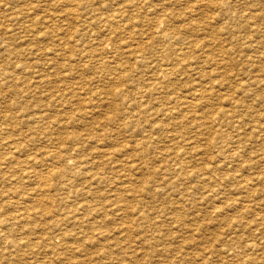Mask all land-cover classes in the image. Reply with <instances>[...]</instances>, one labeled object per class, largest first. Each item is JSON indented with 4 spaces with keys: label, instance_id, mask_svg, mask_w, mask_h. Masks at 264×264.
<instances>
[{
    "label": "rangeland",
    "instance_id": "obj_1",
    "mask_svg": "<svg viewBox=\"0 0 264 264\" xmlns=\"http://www.w3.org/2000/svg\"><path fill=\"white\" fill-rule=\"evenodd\" d=\"M4 1L5 2H3V0L2 1L0 0V9H1L0 12L3 13L2 15L0 13L1 15L0 34L2 33L4 34V32H6L4 36L0 35V38H1L0 39V45H1V48H0V70H1L0 71L1 73L0 81L2 80V82H0L1 83L0 90L1 92L4 91L2 94H0V131H2L0 132V141H1L0 144H2L0 146V165H1V170H0V252H1L0 264H74L75 262H76L75 264H147L148 262L149 264L151 262H152L151 264H161V263L162 264H181V263L182 264H195V263L199 264L201 260L202 261L200 264H205L203 263L204 261L207 262V264H225L227 262H230L229 264H233V262L234 264H237V262L238 264H241V263L243 264V262L244 264H254V263L264 264V263L259 262L263 260H259L254 255L252 257H255L257 261L258 260L259 261L257 262L255 258H253V261H252V258H248L244 256V253L242 250L240 249L237 250L236 247H234L235 245L231 244L235 241V239L239 237H240L239 240H242V241H247V242L256 241L257 242L256 239L253 240L254 237L249 236L250 234H247L248 233L247 227L253 228L252 226L254 225V222H259L261 220L260 218L262 217L264 218V215H262L264 214V206H263L264 201H262L261 199V198L264 199V195H263L264 181H262L264 180V47H263L264 46V0H256V1L255 0H242V1L241 0H237V1L235 0H232V1L231 0H176V1L175 0H54V1L53 0H47V1L43 0V2L42 0H38V1L34 0V1H37L38 4L37 2L34 3L33 0H28V1L23 0V2L22 0H17L18 2L16 0H4ZM12 1L14 2L13 4H12ZM30 1H33V2H30ZM210 1L213 3H211ZM228 1H230L229 4H228ZM243 1H245L244 2L245 4L243 3ZM6 2H7V5H6ZM39 2H41V4H39ZM247 2L249 3L247 4ZM250 2L252 6L249 5ZM254 2H257V3H254ZM21 3H24V4H21ZM57 3L60 5V7L59 5H57ZM72 3H74V5ZM216 3L217 4L221 3L223 6L221 4L217 5ZM231 3H233V5ZM15 4H17L18 6H16ZM37 5L38 7H41V8H38ZM243 5L244 6L246 5L245 7L248 9L250 13L248 12L247 14V9H245L244 11L245 7ZM61 6L63 10L61 9ZM192 6L194 7V9ZM219 6H220V9H219ZM227 6L230 8L232 7V8L229 9ZM15 7L20 11H18ZM44 7H46L45 10H44ZM207 7L208 8L211 7V8L207 9ZM14 9L16 10L14 11ZM64 9H65V12H64ZM72 9L74 10L72 11ZM161 9H163L168 14L164 13V11ZM2 10L5 13L8 12L9 16H7L8 15L7 13L6 15L4 12H2ZM160 10L161 12H159ZM225 11L228 13L224 14ZM119 13L120 15L122 14L121 15L122 17L119 15ZM242 13L244 15H242ZM25 14H27L30 17H28ZM30 14H34V15L32 16ZM250 14L251 15L253 14L252 15L253 18ZM15 15H17L18 17L15 18ZM24 15L26 18H24ZM40 15L41 17H39ZM43 15L44 16L48 15L47 17L45 16V18L47 21L49 20L50 22L45 21L43 18L44 17ZM165 15L167 17H165ZM246 15L248 17H246ZM112 16L118 19V21L117 23H113L115 25L112 24L113 25V26L111 25L112 28L110 26L111 29H109L108 23L106 20L111 19ZM162 16L167 18V22H166V19L164 21L163 19L164 17L162 18ZM239 16H242L240 17L241 19L239 18ZM6 17L13 18V20L10 18L9 19L7 18L8 22L11 21V23L9 22L10 24L6 21ZM53 17L56 19H54ZM58 17H60L59 18L60 22H59ZM245 17L249 19L247 20ZM40 18H42L43 20ZM26 19L28 22H26ZM162 19L164 23L163 21L160 22ZM33 21L36 26H34ZM42 21H44L43 22L44 25ZM20 22H21V28H20ZM2 24H4L6 27ZM154 24H155V28H153ZM25 25L26 26L30 25V27L32 26L31 27L32 29L28 26L25 27ZM124 25L128 26L129 28L128 27L124 28ZM36 27H39V28H36ZM8 28L11 30H9ZM26 28L28 30H26ZM29 28L32 30V32ZM56 28L57 30H55ZM24 30H26L30 34H27V32ZM159 30L162 32V34ZM16 32H17L16 35L19 37H23V39L18 37V40H17V37H12V38L9 37V36H15ZM21 32H25V33H21ZM33 32H35L36 34L38 32V34L34 35ZM52 33H54V35ZM50 34L53 36H51ZM6 35H7V38H6ZM32 36L34 37L33 39H32ZM42 36H44V38ZM55 36H58V38L57 37L55 38ZM51 37H53L54 39ZM25 38H29L27 40L28 42H30L29 44L28 42L27 44L25 43L26 42L24 40ZM2 39L4 41L8 39L7 40L8 42H4L8 44L3 45V43L1 42ZM59 39L61 41H59ZM62 39L64 41H62ZM12 40L14 44L12 43ZM55 40H58L59 42ZM56 42L58 44H56ZM31 43H34V44L31 45ZM133 44H136L137 46L135 47V45L133 46ZM244 44L246 45L244 46ZM64 45H65V48H64ZM4 46L5 48L6 47L8 48L4 50L5 49L3 48ZM120 46L123 47L121 49L122 52L120 50ZM11 47L15 49H14V52L12 51V53H9V51L13 50ZM32 48L39 51L40 54L37 53L35 50L32 51L33 50ZM23 49H25V51ZM39 49L40 50L43 49L44 52L43 50L40 52ZM53 49L59 50V51L56 50L57 54L60 52L58 56L57 54L55 55L56 52ZM64 49L65 51L63 52ZM28 50L30 51V53ZM133 52H134V55L132 54ZM6 53L8 55L10 54L9 57H7L8 55ZM17 54H19V56ZM26 54H27V57H26ZM83 54L85 55L83 56ZM35 55L38 60L40 59V55H41V59L39 61H41L42 59H43L42 61L44 60L45 61L42 63L39 62L38 60H36ZM42 55H44L43 58H42ZM174 55L176 56V58ZM37 56H39V58ZM12 57L13 58L15 57L14 60L15 62L17 61L16 63H14V60H12L13 59ZM22 58L25 60H23ZM64 58L66 59L67 62L64 60ZM27 59H30L28 60L29 62L27 61ZM53 59L55 60L53 61ZM108 59L111 61H109ZM49 60L51 61L52 64L49 63L50 62ZM62 60L64 61V63L61 62ZM30 61L33 63V65L32 63H30ZM8 62H11V63H8ZM164 62L166 63L167 66H169L167 67L169 68V70H167L166 73H165V70L163 71V73H161L160 69L163 67L164 68L166 67ZM7 63L10 65H8ZM12 63L16 66H14ZM22 63L26 65L24 66ZM40 63L42 64V66L44 65L46 67L43 66L44 68L43 69L42 66L39 65ZM180 63L183 64L184 66L181 65L180 67ZM27 64H29L28 67H26ZM49 64H50V67H47L49 66ZM56 64L58 66H56ZM194 64L195 66H192ZM30 65L33 67L31 68ZM5 66L7 67L5 68ZM61 66L62 67L68 66V67L62 68ZM170 66L176 67L175 70L177 72L176 71L174 72L173 71L174 69L172 70ZM189 66H190V69H189ZM201 66L202 68H200ZM117 67L119 69H117ZM27 68L29 69V71ZM34 68L36 71H34ZM111 68L113 69V71ZM2 69L4 70L2 71ZM10 69H12V72H10L11 71ZM13 69L15 70V72ZM37 69L38 70L40 69L39 70L40 72ZM48 69H50V71L52 72H50ZM170 69L172 71H170ZM22 70H23V73L20 72ZM54 70L55 72H60L59 74L56 73L58 78L55 76ZM61 70L62 71L64 70L66 72H64L63 74ZM32 72H35V73H33L32 75L30 74L29 76V73H32ZM17 73L20 74L21 77ZM36 73L39 75V77L38 75L37 77L35 76ZM168 73L174 74V75L170 76V74ZM43 74L44 76H42ZM152 74L156 75L157 77H154ZM49 75H51L50 77L52 78H50ZM6 76L7 78H4ZM59 76L60 77L62 76V77L59 78ZM152 76L156 79H154ZM23 77H27V78H24L27 80H24ZM42 77L43 79L45 78L44 80H46V82L50 81L49 83H46V85L48 86H43V85L38 84L39 82L43 80V79H40ZM48 78H49V81L47 80ZM198 78L201 79V82H200V79ZM11 79L13 83L16 82V84L15 83L13 84L11 82ZM157 79H158V82H156ZM166 79L168 80V82ZM29 80L31 81L29 82ZM32 81L34 82L33 84H32ZM58 81L59 82L62 81L63 84L59 83ZM241 81H244V82H241ZM27 83L28 85H26ZM52 83L54 84L53 87H51ZM58 83L59 85H57ZM17 84L19 85L20 88L22 87L21 88L22 91L19 90L20 88L18 87ZM34 84H35V87H34ZM55 84L59 86V88H62V87L63 88L65 87V89L67 88L66 90L64 89L66 97H64L63 95L62 100L58 101L59 99L55 97H50L49 99H45L43 97L40 98V96H36L38 95V93L41 92V90H44V88L46 89V87L47 89H53L56 86ZM242 84H243V87L240 88ZM13 85L14 86L16 85L15 88ZM37 85H39L40 87ZM27 86H28V89H27ZM42 86L44 88H42ZM3 87H5L6 89L5 88L3 89ZM7 89H8V94L6 93ZM14 89L16 90L18 89V92L21 97L20 96L18 97L19 94ZM241 89H243V91H241ZM195 90H200V91L202 90V93H203L202 96H199V97L197 96L198 98L197 101L195 99L196 95L194 96L195 100L190 99V98H193L191 93L195 92ZM23 91L24 93H22ZM79 92L80 93L85 92V93H83V96H82V94H80ZM242 92L245 93V95H243ZM78 93L81 97L80 96L77 97ZM25 95H27L28 97ZM33 95L36 98L35 97L33 98ZM75 100L77 102V105L75 103ZM228 100H230L229 102L231 103V105L228 102ZM189 101H190V104H189ZM20 102H23V103H20ZM47 102L48 104H50L51 102V106H48L50 110L48 107L43 106L47 104ZM52 102L55 104H53ZM33 103L35 104L33 105ZM62 104H64L65 106ZM89 104H91V106ZM193 105H196V106L193 107ZM54 106H56L55 107L56 110ZM199 106L202 108L200 109ZM82 107H84V109H82ZM92 107H95V109L94 108L92 109ZM196 107L199 110H197ZM64 108L65 109L67 108L68 110L67 109L65 110ZM59 109L61 110V112L59 111ZM20 110L22 111L24 110V112L22 113V111ZM40 112L42 114L45 112V115L44 114L42 115ZM46 112L48 115L46 114ZM38 113L42 115L41 120L33 119L38 115ZM223 113H225V115ZM222 114L225 116V118L222 116ZM61 116L63 117V119ZM214 116L217 118V120H215L216 118ZM235 116H238L236 118L241 117L238 119L239 121L241 120V123L238 122ZM17 117H20V119ZM57 117H61V118H57ZM206 117H208V119ZM226 117H229V118H226ZM27 119L28 121H25ZM226 119L228 121H226ZM61 120L62 122L59 123V121ZM229 120H232L234 122L232 121L229 122ZM70 121L72 122V124ZM203 122L205 123V125ZM207 123L208 124L210 123L209 126L211 124L213 126L209 127ZM50 124L52 127L50 126ZM201 124L204 127L200 126ZM234 124H236V126ZM1 126H4V128L3 127L1 128ZM5 126L7 128H5ZM53 126L55 127V130ZM217 126H220V128H222L223 130L220 129L219 127L217 129ZM238 126L239 127L241 126L240 129H242L243 131L238 129L239 128ZM58 129L60 132L58 131ZM60 129L63 131H61ZM93 131H95L97 134ZM87 133L90 135L89 136L87 135L86 136L87 138H86L85 135ZM230 133H233V134H230ZM94 134L97 136H94ZM239 135H241L242 137L241 140L239 139L240 138ZM212 136L214 137V139L216 138L220 141L221 139L224 138V141H223L224 143L222 142L221 144L219 141L217 142V140L214 141ZM231 137L233 139H229ZM99 139L100 140L102 139V141H100ZM225 140H228L230 142L228 141L225 142ZM231 140H234V141H231ZM226 143H227V146H226ZM228 143H231V145ZM212 144H214L216 147L214 145L212 146ZM234 144L237 146L235 147ZM238 145L242 147L238 148ZM13 146L17 147V152H16V148ZM209 146L210 147L212 146L211 147L212 149ZM221 146H224V147H221ZM95 147L98 148L97 150L99 151L95 150L96 149ZM227 147L228 149L230 147L231 150L226 149ZM111 148L113 150L116 149V153H114L115 151H113ZM18 149L20 150L22 149V150L20 151ZM238 149L240 150L239 154L231 158L232 156L231 154H234V150L238 151ZM7 151L9 155L11 154V156H8ZM92 151H96V153ZM117 151H119L120 153ZM53 152H55L56 154L54 153L53 155ZM75 152L76 154H74ZM102 152H103V156H102ZM237 153L238 152H236V154ZM106 154L109 157L110 156L112 157L114 154V157H112V159L111 157L110 158L108 157L109 159H111V162L109 159H107V157H105ZM135 154H136V157H135ZM215 154L216 156H214ZM17 155H19L18 158H17ZM48 155L50 158L47 157ZM66 155L68 158L66 157ZM69 155L72 157V159H75V160H72ZM27 156H29L30 158ZM53 156H56L58 158L53 157ZM64 156L66 158H64ZM100 156L104 158L101 159ZM192 156H195V157L192 158ZM24 157L26 158L24 159ZM98 157L100 161L99 159H97ZM31 158L32 160L29 161L28 159H31ZM199 158H202L203 160ZM77 159H78V162H75ZM213 159L216 160V162ZM232 159L233 161L231 162ZM6 160L8 162H5ZM183 160L184 162H187V165L184 164ZM234 160H236L237 162ZM66 161L67 163H64ZM87 161H88V164H87ZM97 161H99L100 163ZM113 161H115L116 163ZM210 161L213 164H211ZM15 162L19 164L21 162L22 164L19 165V164H16ZM132 162H133V166H132ZM4 163H7V164H4ZM98 163L102 166V168L101 166L99 167ZM216 163L218 165H216ZM65 164L66 166H68L67 168L65 167ZM180 164L182 167L180 166ZM226 164L230 166H227ZM5 165L8 168L5 167ZM76 165L78 167H75ZM215 165H216L217 171L214 167ZM96 166L98 167L96 168ZM106 166H108L110 169L108 167L106 168ZM118 166H119V170L120 171L123 170V171L120 172L117 168ZM174 166H176V168ZM224 166L225 167L227 166L228 168L227 167L224 168ZM3 167H5V169H3ZM103 167L106 168V171ZM93 168L95 170H93ZM187 168H189L190 170ZM218 168L220 169L218 170ZM101 169H103L104 171L103 170L101 171ZM108 169L109 171H107ZM222 169H224L225 171ZM45 170H46L45 174H42L44 173ZM204 170H205V173L203 172ZM206 170L210 172L207 173ZM58 171L59 173L57 174ZM68 171H70L71 173ZM131 171H134V172H131ZM188 171H190L189 174H188ZM230 171L231 172L235 171L234 172L235 174L231 173ZM99 172H102V174ZM126 172H128V174H125ZM226 173H227V177H226ZM78 174L80 177H78ZM93 174H94V177L92 179L95 181L90 180L91 179L90 177H92ZM70 175L73 178L67 177ZM104 175L107 176L105 178L106 181L105 179H103L105 177ZM130 175H131V178L134 176L135 179L134 177L133 179H131ZM224 175L225 177L223 178ZM188 176L190 177V179H188L189 178ZM200 177H203V178L201 179ZM260 177L262 179H260ZM2 178L4 179L1 180ZM43 178H45L44 182H43ZM65 178L67 179L65 180ZM79 178L81 180H79ZM258 178L261 181H258L259 180ZM7 179L9 180L10 183H8ZM70 179H73L74 181ZM85 180L87 181L85 182ZM237 180L239 181V183ZM247 180L250 181L251 183L248 182ZM109 181L110 183L108 184ZM67 182H69V184ZM91 182H94V183H91ZM111 182H113V185ZM131 182H134L132 183L133 186L131 185ZM102 183L104 185H102ZM224 183L226 184L224 185ZM228 183L230 187H224V186H228L227 185ZM90 184L92 186H90ZM231 184L233 185L232 187L234 188L231 187ZM235 184L237 185V187ZM240 184H241L240 186L241 189L239 187ZM66 185H68L69 187ZM124 185H127V186H124ZM216 185H219V187ZM249 185L252 186V188ZM44 187L45 188L47 187V189L45 190ZM123 187L125 188L129 187L128 188L129 190ZM208 188L211 190H208ZM65 189H68V190L66 191ZM124 189L125 191H120ZM201 189H204V190L201 191ZM213 189L215 191V194H214ZM225 189H226V192L224 191ZM71 190H73L74 192H72ZM222 190L224 193L222 192ZM31 191H33V193ZM85 191L87 192L85 193ZM127 191L129 192L131 191V192L129 193ZM191 191L192 192L196 191L195 193L197 194L195 193L192 194ZM29 192L32 194L30 195ZM39 192H41V196L43 195L42 197L40 196ZM76 192L78 193L76 194ZM82 192L85 193V196ZM219 192L220 193L222 192L221 194L224 195V197ZM230 192L233 194L231 195ZM235 192H236V195H235ZM36 193H39V194L36 195ZM87 193H90V194L88 195ZM111 193L114 194V196ZM183 193H186V194L188 193L187 194L188 196L186 194L181 195V196L179 195ZM25 194L27 196H25ZM60 194L63 198L62 197L60 198ZM73 194L75 198H71L70 195H72L73 197ZM212 194H214V196ZM226 194L227 196H225ZM66 195L69 199L66 197ZM116 195H118L119 197L118 196L116 197ZM185 195L190 200L186 199L187 197ZM35 196L36 198L34 199L31 198ZM37 196L41 197L42 199L41 198L37 199L38 198ZM129 196L130 197L132 196L131 197L132 199ZM215 196L217 198H215ZM228 196L229 197L232 196L230 197L232 201L229 199ZM237 196H239V198ZM210 197L212 198L211 200H210ZM259 197L260 199H257ZM84 198H85V201H83ZM248 198L250 199L251 202L254 203L252 209L251 208L249 209L250 212L249 211L247 212V210H245V208H243L242 206L244 203L243 202L244 200L249 201ZM66 199L70 200L69 202L71 205H69L68 202H65V201H68ZM74 199H75V202H74ZM213 199H214V202H213ZM215 199L218 200V202ZM30 200L33 203H31ZM38 200L40 202H42L43 200L46 202L44 203L43 201L42 203L44 204L42 203L40 204ZM71 200H73V203L71 202ZM224 200H227V203ZM77 201L79 202L83 201L85 204L83 202L78 204ZM185 201L186 203L188 202L189 205H187L188 203L186 204ZM204 201L206 203H204ZM58 202L59 204L61 203L59 206L57 205ZM151 202L155 204V207L153 206L154 204H152ZM259 202L261 203V205L258 207V205L260 204ZM65 203H67L68 206L67 204L65 205ZM158 203L162 204V206ZM184 203L187 206L184 205ZM38 204L40 205L38 206ZM74 204L77 205V209ZM80 204L83 205L84 207L80 206ZM78 205L80 206L79 209H78ZM86 205H87V209H89V212L91 210L90 213H88V210L85 209ZM133 205L134 207H132ZM137 205L138 207H136ZM159 205H160V208H159ZM30 207L31 208L34 207L33 209H37V210H34L33 212L32 211L33 209L31 210L29 209ZM95 207L97 208L98 211L96 210ZM139 207H141L142 209ZM161 207L163 210L161 209ZM165 207L167 209H165ZM204 207L205 208L207 207L208 210L205 209ZM59 208H61L63 211L62 210L59 211ZM228 208L229 209L232 208V209L229 210ZM239 208L242 209V211ZM27 209H29V212ZM72 209L73 210L76 209L74 211H77L80 214L79 213L77 214V212H74ZM52 210L54 211L52 212ZM65 210L69 212H65ZM92 210L93 212L95 211L96 213L93 214ZM149 210L150 211L152 210V211L150 212ZM58 211L61 212V215ZM212 211L214 212L217 211V213L215 214ZM26 212L27 214H25ZM162 212L163 213L166 212V213L163 214ZM220 212L222 216L220 215ZM51 213L52 214L54 213L56 216H58L57 215L58 213L59 214L58 217L59 218L61 217L60 218L61 220L59 219L57 220L56 218L58 217H56L54 214L52 215ZM65 213L67 217L66 215L64 216ZM142 213L144 214L142 215ZM153 213H155L156 215ZM250 213H251V216H250ZM24 214L25 216H22ZM89 214L90 216L87 217V215ZM166 214H168L169 216ZM245 215H249V216H245ZM253 215L255 216L253 217ZM76 216L77 218H73ZM52 217L54 218L52 219ZM62 217L64 218L62 219ZM71 217H72V220L76 219V221L74 220L72 221ZM129 217L131 218L133 217V218L132 219L130 218L129 220ZM157 218L159 221L157 220ZM170 218L172 219V221ZM239 218L241 219V221ZM12 219L17 220L15 221L16 223ZM20 219L24 222L26 221L25 224ZM55 219H56V222L54 221ZM77 219L81 221L83 219V221L84 220L85 221L82 222V225H81V221ZM147 219H150L151 221L150 220L148 221ZM6 220L8 221L6 222ZM128 220H129V223H128ZM227 220L228 221L231 220V221L228 222ZM11 221L13 222L11 223ZM59 221H61V223H59ZM142 221L144 222V224ZM238 221L241 222V225ZM246 221L250 224L252 223V226L250 227L247 226L246 229H244L245 227L243 229H240L243 227V225H245ZM69 222L73 224L70 223L71 225H69ZM130 222L133 225H131ZM135 222L136 224H140V225L135 226L134 225ZM163 222H165V224ZM175 222L177 223L175 224ZM145 223L148 226H145ZM172 223H174L175 225L174 224L172 225ZM54 225L55 226L57 225V226L54 227ZM151 225L154 226V228ZM161 225L166 229H163ZM181 225H182V228L180 227ZM192 225L193 226L198 225L199 227L197 226V228H195ZM8 226L9 228H7ZM150 226L152 228H150ZM183 226H185L186 228H183ZM188 226H192V227L188 228ZM71 227H74V228H71ZM75 227L76 228L79 227V228L76 229ZM176 227L177 229L178 228L180 229H178L177 231ZM81 228L86 233H84ZM2 229H4L5 231ZM45 229L47 230V232H44L46 231ZM169 229H170V232H169ZM185 229H187L186 232L184 231ZM160 230L161 232H159ZM188 230L191 231V233ZM58 231L60 232L58 233ZM76 231L78 234L76 233ZM98 231L101 233V236ZM152 231H154L155 234ZM192 231H194L195 233ZM72 232L73 233L75 232L74 236H72L73 234ZM171 232L172 234H170ZM176 232H178L179 234ZM232 232H235V233H232ZM159 233L160 234L162 233V234L160 235ZM62 234H65V236L64 235L62 236ZM67 234H68V237L72 239L67 238ZM85 234H87L89 239L87 236H85ZM239 234H241V236L243 234L244 235L243 237H241ZM47 235H49V237ZM183 235H184L185 240H183ZM75 236H76V241L75 239H73L75 238ZM84 236H85V239L83 238ZM165 236H167L168 238H165ZM179 236H182L181 240H178L180 239ZM187 236L190 238H188ZM233 236L234 238H232ZM154 237L156 240L153 239ZM248 237H252V238H248ZM61 238L64 240H62ZM3 239L7 240L8 242L7 241L5 242V240ZM228 239H230V241L231 239H233L234 241L232 240V242L230 243ZM248 239L249 240L252 239V240L248 241ZM69 240L70 242L71 241L72 242L69 243ZM164 240L168 242L166 243ZM73 241H75L77 244H75V242ZM35 242L37 243L39 242V243L35 244ZM42 242L44 245L41 244ZM63 242L64 243L67 242V243L63 244ZM151 242H153V244H149ZM80 243H82V245ZM10 244H13V245H10ZM16 244L17 245L20 244V245L14 246ZM46 244L48 246L50 245L49 248L48 246L46 247ZM59 244L60 245L62 244L63 246L62 245L60 246ZM74 244L76 245V247H78V249H76ZM53 245L54 247L56 246L55 248L57 250L54 249ZM150 245H152L153 248ZM158 245H160V248L163 251L160 250ZM183 245H186V246L188 245V246L184 247ZM10 246H13V248L11 247L10 249ZM40 246L42 248H39ZM180 246L182 248H180ZM52 247H53V251H51ZM12 249L14 250L12 251ZM62 250L66 252H63ZM71 250L72 252H70ZM56 251H59V252H56ZM159 251L161 253L156 254ZM212 251L215 253H213ZM178 252H181L179 255L181 257L178 256ZM216 252L217 254L219 253L218 256ZM262 252L264 253V251ZM48 253L50 254L55 253V254L52 256ZM220 253L223 254V256H221ZM225 253H226V256H225ZM73 254H76L77 256L76 255L73 256ZM234 254L235 255L238 254L236 255L237 257ZM194 255H197L198 258H196L197 256L193 257ZM202 255L203 256L206 255L207 257H204L203 259ZM127 256H130V257H127ZM232 256H233V259L231 258ZM190 257L191 258L193 257L192 259H195V260H192ZM199 257L201 258L199 259ZM229 257L230 259H232L231 261ZM178 258L179 259L181 258V260L183 259V262L180 260V263H179ZM196 259L200 261L198 260L196 261ZM241 259H244V260H241ZM236 260L237 262H235Z\"/></svg>",
    "mask_w": 264,
    "mask_h": 264
},
{
    "label": "bare ground",
    "instance_id": "obj_2",
    "mask_svg": "<svg viewBox=\"0 0 264 264\" xmlns=\"http://www.w3.org/2000/svg\"><path fill=\"white\" fill-rule=\"evenodd\" d=\"M1 1H2V0H1ZM16 1H17V0H16ZM24 1H25V0H24ZM27 1H28V0H27ZM33 1H34V0H33ZM33 1H30V2H33ZM37 1H38V0H37ZM37 1H34V3H36ZM46 1H47V0H46ZM53 1H54V0H53ZM175 1H176V0H175ZM231 1H232V0H231ZM235 1H237V0H235ZM241 1H242V0H241ZM255 1H256V0H255ZM3 2H5V1L3 0ZM17 2H18V1H17ZM22 2H23V0H22ZM42 2H43V0H42ZM51 2H52V1H51ZM56 2H57V1H56ZM177 2H178V1H177ZM205 2H206V1H205ZM210 2H211V1H210ZM226 2H227V1H226ZM226 2H225V3H226ZM244 2H245V1H243V3H244ZM13 3H14V2L12 1V4H13ZM19 3H20V2H19ZM25 3H26V2H25ZM46 3H47V2H46ZM46 3H45V4H46ZM61 3H62V2H61ZM174 3H176V2H174ZM174 3H173V4H174ZM207 3H208V2H207ZM207 3H206V5H207ZM211 3H213V2H211ZM217 3H218V2H217ZM217 3H216V4H217ZM229 3H230V1H228V4H229ZM238 3H240V2H238ZM243 3H242V4H243ZM248 3H249V2H247V4H248ZM254 3H257V2H254ZM21 4H24V3H21ZM27 4H28V2H27ZM37 4H38V2H37ZM39 4H41V2H39ZM48 4H49V3H48ZM55 4H56V3H55ZM72 4L74 5V3H72ZM201 4H202V3H201ZM208 4H209V3H208ZM219 4H221V3H219ZM219 4H217V5H219ZM231 4L233 5V3H231ZM244 4H245V3H244ZM3 5H4V4H3ZM6 5H7V2H6ZM6 5H5V6H6ZM15 5L18 6L17 4H15ZM35 5H36V4H35ZM35 5H33V6H35ZM46 5H47V4H46ZM46 5H44V6H46ZM57 5H59V4L57 3ZM63 5H64V3H63ZM63 5H62V6H63ZM67 5H68V4H67ZM75 5H76V4H75ZM175 5H176V4H175ZM179 5H180V4H179ZM199 5H200V4H199ZM221 5H222V4H221ZM226 5H227V4H226ZM226 5H225V6H226ZM249 5L252 6V5H251V2H250ZM12 6H13V5H12ZM33 6H32V8H33ZM39 6H40V5H39ZM41 6H42V5H41ZM52 6H53V5H52ZM62 6H61V9H62ZM81 6H82V5H81ZM161 6H162V5H161ZM161 6H160V8H161ZM210 6H211V5H210ZM222 6H223V5H222ZM228 6H230V5H228ZM228 6H227V7H228ZM243 6H244V5H243ZM245 6H246V5H245ZM245 6H244V7H245ZM1 7H2V6H1ZM37 7H38V5H37ZM42 7H43V6H42ZM59 7H60V5H59ZM63 7H64V6H63ZM71 7H72V6H71ZM77 7H78V5H77ZM77 7H76V8H77ZM156 7H157V6H156ZM158 7H159V6H158ZM192 7H193V6H192ZM212 7H213V5H212ZM247 7H248V5H247ZM15 8H16V7H15ZM29 8H30V7H29ZM38 8H41V7H38ZM64 8H65V7H64ZM67 8H68V7H67ZM67 8H66V9H67ZM76 8H74V9H76ZM154 8H155V7H154ZM196 8H198V7H196ZM201 8H202V7H201ZM210 8H211V7H210ZM210 8L207 7V9H210ZM216 8H217V7H216ZM228 8L231 9L232 7H231V8L228 7ZM5 9H7V8H5ZM16 9H17V8H16ZM16 9H14V11H15ZM45 9H46V7H44V10H45ZM74 9H72V11H73ZM155 9H156V8H155ZM193 9H194V7H193ZM212 9H213V8H212ZM217 9H218V8H217ZM217 9H216V10H217ZM219 9H220V6H219ZM219 9H218V10H219ZM245 9H247V8L245 7V8H244V11H245ZM252 9H253V8H252ZM0 10H1V9H0ZM12 10H13V9H12ZM17 10H18V9H17ZM34 10H35V9H34ZM62 10H63V9H62ZM69 10H70V9H69ZM146 10H147V9H146ZM149 10H150V9H149ZM151 10H152V9H151ZM158 10H159V8H158ZM161 10H163V9H161ZM161 10H160L159 12H161ZM199 10H200V8H199ZM8 11H9V10H8ZM18 11H20V10H18ZM24 11H25V10H24ZM51 11H52V10H51ZM77 11H78V10H77ZM163 11H164V10H163ZM250 11H251V9H250ZM2 12H4V11L2 10ZM9 12H10V11H9ZM11 12H12V11H11ZM27 12H28V10H27ZM29 12H30V11H29ZM39 12H40V11H39ZM45 12H46V11H45ZM45 12H44V13H45ZM47 12H48V11H47ZM59 12H60V11H59ZM64 12H65V9H64ZM64 12H63V13H64ZM74 12H75V11H74ZM119 12H120V11H119ZM154 12H155V11H154ZM220 12H221V11H220ZM225 12H226V11H225ZM225 12H224V14H227V13H228V12H226V13H225ZM248 12H249V11H248V9H247V14H248ZM0 13H1V12H0ZM4 13H5V12H4ZM6 13H7L8 15H7ZM6 13H5V14H6L7 16H9V13H8V12H6ZM17 13H18V12H17ZM32 13H34V12H32ZM152 13H153V11H152ZM162 13H163V12H162ZM164 13H166V12L164 11ZM209 13H210V12H209ZM222 13H223V12H222ZM249 13H250V12H249ZM2 14H3V13H1V15H2ZM13 14H14V13H13ZM20 14H21V13H20ZM27 14H28V13H27ZM27 14H25V15H27ZM59 14H60V13H59ZM66 14H67V12H66ZM104 14H105V13H104ZM117 14H118V13H117ZM145 14H146V12H145ZM166 14H168V13H166ZM219 14H220V13H219ZM253 14H254V13H253ZM253 14H252V15H253ZM1 15H0V17H1ZM6 15H5V16H6ZM25 15H24V18H26ZM30 15L33 16L34 14H30ZM53 15H55V14H53ZM64 15H65V14H64ZM111 15H112V14H111ZM115 15H116V14H115ZM119 15H120V13H119ZM119 15H118V16H119ZM121 15H122V14H121ZM121 15H120V16H121ZM163 15H164V14H163ZM242 15H244V14L242 13ZM250 15H251V14H250ZM250 15H249V16H250ZM252 15H251V16H252ZM10 16H11V14H10ZM12 16H13V15H12ZM27 16H28V15H27ZM43 16H44V15H43ZM45 16H46V15H45ZM45 16H44L43 18H44L45 21H47L46 18H45ZM47 16H48V15H47ZM47 16H46V17H47ZM51 16H52V14H51ZM97 16H99V15H97ZM102 16H103V15H102ZM120 16H119V17H120ZM16 17H18V16L15 15V18H16ZM28 17H30V16H28ZM39 17H41V15H40ZM60 17H61V16H60ZM60 17H58V19H59ZM65 17H66V16H65ZM109 17H110V16H109ZM113 17H114V16H112L111 19L106 20L107 23H108V27H109V29H111L112 26L115 25V24H113V23H117V21H118V19H116L115 17L113 18ZM121 17H122V16H121ZM163 17H164V16H162V18H163ZM165 17H167V16L165 15ZM165 17H164L163 19H164V21H165V19H166V22H167V18H165ZM240 17H242V16H239V18H240ZM246 17H248V16L246 15ZM246 17H245V18H246ZM257 17H258V16H257ZM7 18H8V17H6V21H7ZM9 18H10V17H9ZM9 18H8V19H9ZM20 18H21V17H20ZM53 18H54V17H53ZM99 18H100V17H99ZM207 18H208V17H207ZM252 18H253V16H252ZM10 19L13 20V18H10ZM27 19H28V18H27ZM27 19H26V22H28ZM38 19H39V18H38ZM40 19H42V18H40ZM54 19H56V18H54ZM163 19H162L160 22H162ZM240 19H241V18H240ZM242 19H244V18H242ZM246 19H247V18H246ZM248 19H249V18H248ZM248 19H247V20H248ZM250 19H251V18H250ZM255 19H256V18H255ZM2 20H3V19H2ZM16 20H17V19H16ZM19 20H20V19H19ZM32 20H33V18H32ZM36 20H37V19H36ZM42 20H43V19H42ZM119 20H120V19H119ZM257 20H258V19H257ZM3 21H4V20H3ZM14 21H15V20H14ZM17 21H18V20H17ZM48 21H49V20H48ZM48 21H47V22H48ZM57 21H58V20H57ZM164 21H163V23H164ZM7 22H8V21H7ZM9 22L11 23V21H9ZM9 22H8V23H9ZM15 22H16V21H15ZM23 22H24V21H23ZM30 22H31V21H30ZM35 22H36V21H35ZM43 22H44V21H42V23H43ZM49 22H50V21H49ZM52 22H53V21H52ZM59 22H60V19H59ZM243 22H244V21H243ZM3 23H4V22H3ZM8 23H7V24H8ZM10 23H9V24H10ZM12 23H13V22H12ZM36 23H37V22H36ZM42 23H41V24H42ZM14 24H15V23H14ZM16 24H18V23H16ZM26 24H27V23H26ZM33 24H34V21H33ZM39 24H40V22H39ZM45 24H46V23H45ZM104 24H105V23H104ZM112 24H113V25H112ZM119 24H120V22H119ZM0 25H1V24H0ZM2 25H4V24H2ZM30 25H31V24H30ZM30 25H27V26L30 27ZM37 25H38V24H37ZM43 25H44V23H43ZM43 25H42V26H43ZM111 25H112V26H111ZM4 26H5V25H4ZM12 26H13V25H12ZM27 26L25 25V27H27ZM34 26H36V25L34 24ZM110 26H111V28H110ZM153 26H154L153 28H155V24H154ZM166 26H167V25H166ZM1 27H3V26H1ZM5 27H6V26H5ZM5 27H4V28H5ZM7 27H8V26H7ZM9 27H10V26H9ZM31 27H32V26H31ZM31 27H30V28H31ZM45 27H46V26H45ZM47 27H48V26H47ZM125 27H128V26H125V25H124V28H125ZM4 28H3V30H4ZM18 28H19V27H18ZM20 28H21V22H20ZM20 28H19V29H20ZM23 28H24V27H23ZM30 28H29V29H30ZM36 28H39V27H36ZM113 28H114V27H113ZM115 28H116V26H115ZM128 28H129V27H128ZM8 29H9V28H8ZM12 29H14V28H12ZM15 29H17V28H15ZM19 29H18V30H19ZM31 29H32V28H31ZM31 29H30V30H31ZM47 29H48V28H47ZM58 29H59V27H58ZM9 30H11V29H9ZM22 30H23V29H22ZM26 30H28V29L26 28ZM26 30H24V31H26ZM35 30H36V29H35ZM55 30H57V28H56ZM114 30H115V29H114ZM127 30H128V29H127ZM153 30H154V29H153ZM161 30H162V29H161ZM60 31H62V30H60ZM117 31H118V30H117ZM159 31H160V30H159ZM1 32H2V30H1ZM3 32H4V31H3ZM8 32H9V31H8ZM17 32H19V31H17ZM17 32L15 33V36H9V35H8L9 33H8L7 35H8L9 37H11V38H12V37H17V40H18V37H19V36L16 35ZM26 32H27V31H26ZM31 32H32V30H31ZM35 32H36V31H35ZM35 32H33L34 35H37L38 32H37V34H36ZM114 32H115V31H114ZM160 32H161V31H160ZM5 33H6V32H4V34L2 33V34H0V35H1V36H2V35L4 36ZM21 33H25V32H21ZM45 33H46V32H45ZM47 33H49V32H47ZM54 33H56V32H54ZM54 33H52V34L54 35ZM136 33H138V32H136ZM139 33H140V32H139ZM27 34H30V33L27 32ZM31 34H32V33H31ZM134 34H135V33H134ZM161 34H162V32H161ZM169 34H170V33H169ZM7 35H6V38H7ZM18 35H19V34H18ZM22 35H23V34H22ZM22 35H20V36H22ZM44 35H45V34H44ZM50 35H51V34H50ZM50 35H49V37H50ZM53 35H51V36H53ZM129 35H130V34H129ZM167 35H168V34H167ZM160 36H161V35H160ZM24 37H25V35H24ZM29 37H30V36H29ZM42 37L44 38V36H42ZM47 37H48V35H47ZM56 37L58 38V36H55V38H56ZM130 37H131V36H130ZM162 37H163V36H162ZM170 37H171V36H170ZM19 38L23 39V37H19ZM33 38H34V37L32 36V39H33ZM51 38H53V37H51ZM59 38H60V37H59ZM166 38H167V37H166ZM0 39H1V38H0ZM3 39H4V38H3ZM3 39H2V40H3ZM21 39H20V40H21ZM28 39H29V38H25V39H24V40L26 41V42H25L26 44H27V42H28V41H27ZM30 39H31V38H30ZM35 39H36V38H35ZM53 39H54V38H53ZM131 39H132V38H131ZM131 39H130V40H131ZM134 39H135V38H134ZM134 39H133V40H134ZM2 40H1V42L3 43V45L8 44V43H4V42H8V41H7L8 39H7V40L5 39L6 41H4V40L2 41ZM13 40H14V39H13ZM13 40H12V43H13ZM40 40H42V39H40ZM137 40H138V39H137ZM137 40H136V41H137ZM165 40H166V39H165ZM35 41H36V40H35ZM55 41L59 42V41H61V40L59 39V41H58V40H55ZM62 41H64V40L62 39ZM139 41H140V40H139ZM9 42H10V41H9ZM33 42H34V41H33ZM38 42H39V41H38ZM57 42H56V44H58ZM133 42H134V41H133ZM161 42H162V41H161ZM163 42H164V41H163ZM2 43H1V44H2ZM12 43H11V44H12ZM20 43H21V42H20ZM20 43H18V44H20ZM29 43H30V42H28V44H29ZM34 43H35V42H34ZM34 43H31V45L34 44ZM60 43H62V42H60ZM131 43H132V41H131ZM131 43H130V44H131ZM9 44H10V43H9ZM13 44H14V43H13ZM15 44H16V43H15ZM23 44H24V43H23ZM56 44H55V45H56ZM64 44H65V43H64ZM141 44H142V43H141ZM163 44H164V43H163ZM55 45H54V46H55ZM65 45H66V44H65ZM65 45H64V48H65ZM125 45H126V44H125ZM131 45H132V44H131ZM134 45H135V47L137 46L136 44H133V46H134ZM146 45H147V44H146ZM245 45H246V44H244V46H245ZM16 46H17V45H16ZM29 46H30V45H29ZM56 46H57V45H56ZM59 46H60V45H59ZM142 46H143V45H142ZM13 47H14V46H13ZM27 47H28V46H27ZM31 47H32V46H31ZM125 47H126V46H125ZM127 47H128V46H127ZM130 47H131V46H130ZM263 47H264V46H263ZM0 48H1V45H0ZM3 48H5V46H4ZM6 48H8V47H6ZM6 48H5L4 50H6ZM9 48H10V46H9ZM11 48H12V47H11ZM28 48H29V47H28ZM53 48H54V47H53ZM56 48H57V47H56ZM117 48H118V47H117ZM117 48H116V50H117ZM122 48H123V47L120 46V50H121ZM248 48H249V47H248ZM12 49H13V48H12ZM14 49H15V48H14ZM14 49L11 50V51H9V53H12V51L14 52ZM32 49H33V48H32ZM47 49H48V48H47ZM54 49H55V48H54ZM54 49H53V50H54ZM100 49H101V48H100ZM103 49H104V47H103ZM113 49H114V48H113ZM118 49H119V48H118ZM130 49H132V48H130ZM181 49H182V48H181ZM23 50L25 51V49H23ZM23 50H22V51H23ZM34 50H35V49H33L32 51H34ZM39 50H40V49H39ZM42 50H43V49H41L40 52H41ZM45 50H46V49H45ZM56 50H58V49H56ZM56 50H54L56 53L53 52V53H55V55L57 54V51H56ZM60 50H61V49H60ZM178 50H179V48H178ZM178 50H177V51H178ZM7 51H8V50H7ZM26 51H27V49H26ZM28 51H29V50H28ZM35 51H36L37 53H39V51H37V50H35ZM58 51H59V50H58ZM64 51H65V49L63 50V52H64ZM98 51H100V50H98ZM114 51H115V50H114ZM114 51H113V52H114ZM133 51H134V50H133ZM136 51H137V50H136ZM138 51H139V49H138ZM3 52H4V51H3ZM5 52H6V51H5ZM18 52H19V51H18ZM36 52H35V53H36ZM43 52H44V50H43ZM50 52H51V50H50ZM50 52H49V53H50ZM121 52H122V50H121ZM131 52H132V51H131ZM131 52H130V53H131ZM22 53H23V52H22ZM24 53H25V52H24ZM29 53H30V51H29ZM31 53H32V52H31ZM59 53H60V52H59ZM59 53H58V54H59ZM84 53H85V52H84ZM88 53H89V52H88ZM102 53H103V51H102ZM107 53H108V52H107ZM135 53H136V52H135ZM6 54H7V53H6ZM20 54H21V53H20ZM27 54H28V53H27ZM27 54H26V57H27ZM39 54H40V53H39ZM39 54H37V55H39ZM50 54H51V53H50ZM58 54H57V56H58ZM61 54H63V53H61ZM61 54H60V55H61ZM64 54H65V53H64ZM80 54H81V53H80ZM80 54H79V56H80ZM86 54H87V52H86ZM104 54H105V53H104ZM114 54H115V53H114ZM132 54L134 55V52H133ZM173 54H174V53H173ZM176 54H177V53H176ZM179 54H180V52H179ZM7 55H8V54H7ZM7 55H6V56H7ZM9 55H10V54H9ZM9 55H8L7 57H9ZM14 55H16V54H14ZM17 55L19 56V54H17ZM28 55H29V54H28ZM31 55H32V54H31ZM45 55H46V54H45ZM47 55H49V54H47ZM66 55H67V54H66ZM84 55H85V54H83V56H84ZM100 55H101V54H100ZM22 56H24V55H22ZM43 56H44V55H42V58H43ZM53 56H54V55H53ZM64 56H65V55H64ZM81 56H82V55H81ZM174 56H175V55H174ZM177 56H178V55H177ZM10 57H11V56H10ZM20 57H21V56H20ZM32 57H33V56H32ZM37 57L39 58V56H37ZM12 58H13V57H12ZM12 58H11V59H12ZM23 58H25V57H23ZM23 58H22V59H23ZM29 58H30V57H29ZM35 58H36V55H35ZM44 58H45V57H44ZM46 58H47V57H46ZM48 58H49V57H48ZM54 58H55V57H54ZM62 58H63V57H62ZM175 58H176V56H175ZM177 58H178V57H177ZM7 59H8V58H7ZM14 59H15V57H14L12 60H14ZM32 59H33V58H32ZM40 59H41V55H40ZM40 59H39V60H40ZM50 59H51V58H50ZM109 59H110V58H109ZM109 59H108V60H109ZM12 60H11V61H12ZM23 60H25V59H23ZM28 60H30V59H27V61H28ZM36 60H38V59L36 58ZM39 60H38V61H39ZM42 60H43V59H42ZM42 60L39 61V62L42 63V62L45 61V60H44V61H42ZM54 60H55V59H53V61H54ZM64 60L66 61L65 58H64ZM168 60H169V59H168ZM170 60H171V59H170ZM206 60H208V59H206ZM7 61H8V60H7ZM27 61H26V63H27ZM33 61H35V60H33ZM49 61H50V60H49ZM109 61H111V60H109ZM113 61H114V60H113ZM16 62H17V61H16ZM16 62H15V60H14V63H16ZM18 62H20V61H18ZM21 62H22V61H21ZM24 62H25V61H24ZM28 62H29V61H28ZM36 62H37V61H36ZM39 62H38V63H39ZM47 62H48V60H47ZM59 62H60V61H59ZM59 62H58V63H59ZM61 62L64 63L63 60H62ZM66 62H67V61H66ZM114 62H115V61H114ZM114 62H113V64H114ZM8 63H11V62H8ZM8 63H7V64H8ZM30 63H32V62L30 61ZM30 63H29V64H30ZM41 63L39 64L40 66H42ZM45 63H46V62H45ZM45 63H44V64H45ZM49 63H51V61H50ZM70 63H71V62H70ZM107 63H108V61H107ZM145 63H146V62H145ZM160 63H161V62H160ZM167 63H168V61H167ZM177 63H179V62H177ZM3 64H4V63H3ZM3 64H2V65H3ZM12 64H13V63H12ZM17 64H19V63H17ZM22 64L24 65V63H22ZM29 64H27L26 67H28ZM46 64H47V63H46ZM51 64H52V63H51ZM116 64H117V63H116ZM164 64H165L166 67H165V68L163 67V68L160 69V72H161V73H163L164 70H165V73L167 72V70H169V68H167V67H169V66H167L165 62H164ZM174 64H175V63H174ZM2 65H1V66H2ZM8 65H10V64H8ZM8 65H7V66H8ZM13 65H14V64H13ZM13 65H12V66H13ZM20 65H21V63H20ZM20 65H18V66H20ZM23 65H22V66H23ZM25 65H26V64H25ZM25 65H24V66H25ZM32 65H33V63H32ZM54 65H55V64H54ZM54 65H53V66H54ZM68 65H69V64H68ZM118 65H119V64H118ZM169 65H170V64H169ZM181 65H183V64L180 63V67H181ZM7 66H5V68H6ZM14 66H16V65H14ZM24 66H23V67H24ZM30 66H31V65H30ZM34 66H35V65H34ZM36 66H37V65H36ZM43 66H44V65H43ZM43 66H42V68H43ZM56 66H58V65L56 64ZM114 66H115V65H114ZM172 66H173V64H172ZM176 66H177V65H176ZM183 66H184V65H183ZM192 66H195V64L192 65ZM198 66H199V65H198ZM3 67H4V66H3ZM32 67H33V66H31V68H32ZM38 67H39V66H38ZM38 67H36V68H38ZM44 67H46V66H44ZM47 67H50V64H49V66H47ZM59 67H60V66H59ZM61 67H62V66H61ZM64 67H65V66H64ZM64 67H62V68H64ZM67 67H68V66H67ZM67 67H65V68H67ZM70 67H71V66H70ZM112 67H113V66H112ZM119 67H120V66H119ZM159 67H160V66H159ZM177 67H178V66H177ZM180 67H179V68H180ZM1 68H2V67H1ZM12 68H13V67H12ZM14 68H15V67H14ZM62 68H61V69H62ZM113 68H114V67H113ZM170 68H172V70L174 69V70H173L174 72L176 71V70H175L176 67H171V66H170ZM179 68H178V69H179ZM192 68H193V67H192ZM192 68H191V69H192ZM196 68H197V67H196ZM200 68H202V66H201ZM7 69H8V68H7ZM27 69H28V68H27ZM43 69H44V68H43ZM50 69H51V68H50ZM50 69H48V70L50 71ZM57 69H58V68H57ZM57 69H56V70H57ZM71 69H72V68H71ZM71 69H69V70H71ZM111 69H112V68H111ZM117 69H119V68L117 67ZM178 69H177V70H178ZM189 69H190V66H189ZM3 70H4V69H2V71H3ZM10 70H11L10 72H12V69H10ZM13 70H14V69H13ZM16 70H17V69H16ZM20 70H21V69H20ZM30 70H32V69H30ZM37 70H38V69H37ZM39 70H40V69H39ZM39 70H38V71H39ZM52 70H53V69H52ZM172 70L170 69V71H172ZM0 71H1V70H0ZM7 71H8V70H7ZM25 71H26V70H25ZM28 71H29V69H28ZM28 71H27V72H28ZM34 71H36L35 68H34ZM61 71H62V70H61ZM112 71H113V69H112ZM170 71H169V72H170ZM14 72H15V70H14ZM17 72H18V71H17ZM20 72L23 73V70L20 71ZM30 72H31V71H30ZM39 72H40V71H39ZM39 72H37V73H39ZM50 72H52V71H50ZM54 72H55V70H54ZM62 72H63V74H64V72H66V71L63 70ZM68 72H69V71H68ZM110 72H111V71H110ZM176 72H177V71H176ZM6 73H7V72H6ZM18 73H19V72H18ZM18 73H17V74H18ZM33 73H35V72L29 73V76H30V74L32 75ZM37 73H36V75H35L36 77H37V75H38ZM41 73H42V72H41ZM56 73L59 74L60 72H55V73H54L55 76L57 77V74H56ZM111 73H112V72H111ZM113 73H114V72H113ZM165 73H164V74H165ZM0 74H1V73H0ZM7 74H8V73H7ZM10 74H11V73H10ZM10 74H9V75H10ZM44 74H45V73H44ZM44 74H43L42 76H44ZM61 74H62V73H61ZM168 74H170V73H168ZM18 75L20 76V74H18ZM66 75H67V74H66ZM110 75H112V74H110ZM152 75H153V74H152ZM165 75H166V74H165ZM171 75H174V74H170V76H171ZM7 76H8V75H7ZM7 76L4 77V78H7ZM10 76H11V75H10ZM10 76H9V77H10ZM12 76H13V75H12ZM25 76H26V74H25ZM45 76H46V75H45ZM50 76H51V75H49V77H50ZM113 76H114V75H113ZM117 76H118V75H117ZM153 76H154V77H157L156 75H153ZM153 76H152V77H153ZM1 77H2V76H1ZM13 77H14V76H13ZM16 77H17V76H16ZM20 77H21V76H20ZM27 77H28V76H27ZM27 77H23V79H24V78H27ZM38 77H39V75H38ZM61 77H62V76H61ZM61 77L59 76V78H61ZM66 77H67V76H66ZM154 77H153V78H154ZM168 77H169V76H168ZM17 78H18V77H17ZM29 78H31V77H29ZM29 78H28V79H29ZM50 78H52V77H50ZM53 78H54V77H53ZM57 78H58V77H57ZM117 78H118V77H117ZM153 78H152V79H153ZM8 79H9V78H8ZM14 79H15V78H14ZM14 79H13V80H14ZM20 79H21V78H20ZM40 79H43V77L40 78ZM44 79H45V78H44ZM44 79H43L42 81L40 80L41 82H39L38 84H39V85H43V86H48V85H46V83H49V82H50V81H49V78L47 79L49 82H46V80H44ZM65 79H67V78H65ZM106 79H107V78H106ZM108 79H109V78H108ZM119 79H120V78H119ZM150 79H151V78H150ZM154 79H156V78H154ZM167 79H168V78H167ZM167 79H166V80H167ZM169 79H170V78H169ZM198 79H200V78H198ZM3 80H4V79H3ZM17 80H18V79H17ZM24 80H27V79H24ZM56 80H57V79H56ZM117 80H118V79H117ZM30 81H31V80H29V82H30ZM34 81H36V80H34ZM51 81H52V80H51ZM59 81H60V80H59ZM59 81H58V82H59ZM169 81H170V80H169ZM0 82H2V80H1ZM4 82H5V81H4ZM11 82L13 83L12 79H11ZM25 82H26V81H25ZM29 82H28V83H29ZM52 82H53V81H52ZM156 82H158V79H157ZM159 82H160V81H159ZM167 82H168V80H167ZM200 82H201V79H200ZM202 82H203V81H202ZM241 82H244V81H241ZM8 83H9V82H8ZM8 83H7V84H8ZM14 83L16 84V82H14ZM14 83H13V84H14ZM28 83H27L26 85H28ZM33 83H34V82L32 81V84H33ZM59 83H62V81L59 82ZM59 83H58L57 85H59ZM0 84H1V83H0ZM9 84H10V83H9ZM24 84H25V83H24ZM32 84H31V85H32ZM35 84H36V82H35ZM35 84H34V87H35ZM62 84H63V83H62ZM201 84H202V83H201ZM17 85H18V84H17ZM31 85H30V86H31ZM39 85H37V86H39ZM49 85H50V84H49ZM53 85H54V84L52 83V86H51V87H53ZM55 85H56V84H55ZM57 85H56V86H57ZM157 85H158V84H157ZM13 86H14V85H13ZM15 86H16V85H15ZM15 86H14V88H15ZM32 86H33V85H32ZM43 86H42V88H44ZM56 86H55L53 89H47V87H46V89L44 88V90H41V92L38 93V95H36V96H40V98L43 97V98H45V99H49L50 97H55V98L59 99L58 101H60V100L63 99V95H64V97H66V96H65V90H66L67 88H66V89H65V87H64V88H63V87H62V88H59V86H57V87H56ZM62 86H63V85H62ZM18 87H19V85H18ZM18 87H16V88H18ZM24 87H25V85H24ZM39 87H40V86H39ZM49 87H50V86H49ZM51 87H50V88H51ZM241 87H243V84L240 86V88H241ZM4 88H5V87H3V89H4ZM7 88H8V87H7ZM9 88H10V87H9ZM11 88H12V87H11ZM19 88H20V87H19ZM21 88H22V87H21ZM21 88H20L19 90H21ZM29 88H30V87H29ZM0 89H1V88H0ZM5 89H6V88H5ZM27 89H28V86H27ZM30 89H31V88H30ZM40 89H41V88H40ZM64 89H65V90H64ZM258 89H260V88H258ZM14 90H16V89H14ZM33 90H34V88H33ZM204 90H205V89H204ZM10 91H11V90H10ZM16 91L18 92V89H17ZM16 91H15V92H16ZM21 91H22V90H21ZM35 91H36V90H35ZM39 91H40V90H39ZM55 91H56V92H55ZM241 91H243V89H241ZM3 92H4V91H3ZM3 92H1V90H0V94H2ZM244 92H245V91H244ZM6 93L8 94V89L6 90ZM11 93H12V92H11ZM22 93H24V91H23ZM31 93H32V92H31ZM35 93H36V92H35ZM66 93H67V92H66ZM79 93H80V92H79ZM79 93H78L77 97L80 96ZM83 93H85V92H83ZM83 93H80V94H82V96H83ZM205 93H206V92H205ZM15 94H16V93H15ZM18 94H19V92H18ZM143 94H144V93H143ZM240 94H241V93H240ZM242 94L245 95V93H243V92H242ZM27 95H28V94H27ZM27 95H25V96H27ZM191 95L193 96V98H190V99H194V98H195L194 96L196 95V98H195V99H196V101H197V99H198L197 96H198V97H199V96H202L203 93H202V90H201V91H200V90H195V92L191 93ZM19 96H20V94L18 95V97H19ZM204 96H205V94H204ZM241 96H242V95H241ZM247 96H248V95H247ZM247 96H246V97H247ZM20 97H21V96H20ZM27 97H28V96H27ZM29 97H30V96H29ZM34 97H35V96L33 95V98H34ZM80 97H81V96H80ZM85 97H86V96H85ZM206 97H207V96H206ZM206 97H205V98H206ZM23 98H25V97H23ZM23 98H21V99H23ZM35 98H36V97H35ZM38 98H39V97H38ZM92 98H93V97H92ZM202 98H204V97H202ZM21 99H20V100H21ZM53 99H54V98H53ZM64 99H65V98H64ZM76 99H77V98H76ZM87 99H88V98H87ZM90 99H91V97H90ZM90 99H89V100H90ZM195 99H194V100H195ZM199 99H201V98H199ZM14 100H15V99H14ZM65 100H66V99H65ZM77 100H78V99H77ZM79 100H80V99H79ZM81 100H83V99H81ZM92 100H93V99H92ZM231 100H232V99H231ZM17 101H18V100H17ZM27 101H28V100H27ZM50 101H51V99H50ZM229 101H230V100H228V102H229ZM14 102H15V101H14ZM18 102H19V101H18ZM28 102H29V101H28ZM54 102H55V101H54ZM63 102H64V101H63ZM63 102H61V103H63ZM79 102H80V101H79ZM90 102H91V101H90ZM199 102H200V101H199ZM232 102H233V101H232ZM16 103H17V102H16ZM20 103H23V102H20ZM26 103H27V102H26ZM38 103H39V102H38ZM52 103H53V102H52ZM73 103H74V102H73ZM75 103H76V105H77L76 100H75ZM86 103H87V102H86ZM195 103H196V102H195ZM203 103H204V101H203ZM229 103H230V102H229ZM34 104H35V103H33V105H34ZM53 104H55V103H53ZM65 104H66V103H65ZM83 104H84V102H83ZM189 104H190V101H189ZM197 104H198V103H197ZM232 104H233V103H232ZM18 105H19V104H18ZM31 105H32V104H31ZM31 105H30V106H31ZM38 105H39V104H38ZM62 105H64V104H62ZM71 105H72V104H71ZM73 105H74V104H73ZM89 105L91 106V104H89ZM89 105H88V106H89ZM230 105H231V103H230ZM235 105H237V104H235ZM35 106H36V105H35ZM41 106H42V105H41ZM43 106H44V107L51 106V102H50V104H48V102H47V104H45V105H43ZM52 106H53V105H52ZM64 106H65V105H64ZM64 106H62V107H64ZM189 106H191V105H189ZM189 106H188V107H189ZM194 106H196V105H193V107H194ZM18 107H19V106H18ZM55 107H56V106H54V108H55ZM71 107H73V106H71ZM71 107H70V108H71ZM74 107H75V106H74ZM199 107H200V106H199ZM230 107H231V106H230ZM234 107H235V106H234ZM22 108H23V107H22ZM38 108H40V107H38ZM38 108H37V109H38ZM42 108H43V107H42ZM42 108H41V109H42ZM48 108H49V107H48ZM48 108H47V109H48ZM51 108H52V107H51ZM89 108H90V107H89ZM93 108L95 109V107H92V109H93ZM184 108H185V107H184ZM201 108H202V107H200V109H201ZM35 109H36V108H35ZM35 109H34V110H35ZM41 109H40V110H41ZM57 109H58V108H57ZM64 109H65V108H64ZM66 109H67V108H66ZM66 109H65V110H66ZM82 109H84V107H82ZM187 109H188V108H187ZM192 109H193V108H192ZM192 109H191V110H192ZM196 109H197V107H196ZM49 110H50V108H49ZM55 110H56V108H55ZM61 110H62V108H61ZM61 110L59 109L60 112H61ZM67 110H68V109H67ZM188 110H189V109H188ZM197 110H199V109H197ZM20 111H22V110H20ZM59 111H58V112H59ZM90 111H91V110H90ZM23 112H24V110L22 111V113H23ZM91 112H92V111H91ZM34 113H35V111H34ZM40 113H41V112H40ZM40 113H38L37 116L35 115V116H36L35 118H33V117H32V118H33V119L41 120V116H42L43 114L45 115V112H44L43 114L41 113L42 115H40ZM56 113H57V112H56ZM87 113H88V112H87ZM46 114H47V112H46ZM58 114H59V113H58ZM197 114H198V113H197ZM223 114L225 115V113H223ZM223 114H222V116L225 118V116H224ZM248 114H250V113H248ZM19 115H20V113H19ZM22 115H23V114H22ZM47 115H48V114H47ZM54 115H55V114H54ZM59 115H60V114H59ZM86 115H88V114H86ZM218 115H219V114H218ZM239 115H240V114H239ZM246 115H247V114H246ZM24 116H25V115H24ZM28 116H29V115H28ZM33 116H34V115H33ZM51 116H52V115H51ZM62 116H63V115H62ZM62 116H61V117H62ZM212 116H213V115H212ZM212 116H211V117H212ZM216 116H217V115H216ZM219 116H220V115H219ZM29 117H30V116H29ZM61 117H57V118H61ZM214 117H215V116H214ZM214 117H213V118H214ZM220 117H221V116H220ZM236 117H238V116H235V118H236ZM261 117H262V116H261ZM17 118L20 119V117H17ZM22 118H23V117H22ZM22 118H21V119H22ZM32 118H31V119H32ZM44 118H45V117H44ZM64 118H65V117H64ZM85 118H86V117H85ZM206 118L208 119V117H206ZM215 118H216V117H215ZM218 118H219V117H218ZM226 118H229V117H226ZM235 118H234V119H235ZM239 118H241V117H239ZM239 118H236V119L238 120ZM28 119H29V118H28ZM28 119L25 120V121H28ZM62 119H63V117H62ZM66 119H67V118H66ZM193 119H194V118H193ZM202 119H203V118H202ZM230 119H231V118H230ZM234 119H232V120H234ZM23 120H24V119H23ZM29 120H30V119H29ZM53 120H54V119H53ZM215 120H217V118H216ZM220 120H222V119H220ZM232 120H229V122H231ZM32 121H33V120H32ZM64 121H66V120H64ZM64 121H63V122H64ZM93 121H94V120H93ZM226 121H228V120L226 119ZM29 122H31V121H29ZM43 122H44V120H43ZM51 122H53V121H51ZM51 122H50V123H51ZM57 122H58V121H57ZM60 122H62V120L59 121V123H60ZM70 122H71V121H70ZM70 122H69V123H70ZM206 122H207V121H206ZM210 122H212V121H210ZM232 122H234V121H232ZM236 122H237V121H236ZM236 122H235V123H236ZM238 122L241 123V120H240V121L238 120ZM55 123H56V122H55ZM55 123H54V124H55ZM203 123H204V122H203ZM219 123H220V121H219ZM223 123H224V122H223ZM240 123H239V125H240ZM25 124H26V123H25ZM54 124H53V125H54ZM63 124H64V123H63ZM67 124H68V123H67ZM67 124H66V125H67ZM71 124H72V122H71ZM71 124H70V125H71ZM92 124H93V123H92ZM94 124H95V123H94ZM207 124H208V123H207ZM209 124H210V123H209ZM209 124H208V126H209ZM225 124H226V123H225ZM236 124H237V123H236ZM236 124H234V125L236 126ZM28 125H29V124H28ZM47 125H48V124H47ZM95 125H96V124H95ZM99 125H100V124H99ZM102 125H104V124H102ZM204 125H205V123H204ZM226 125H227V124H226ZM228 125H229V124H228ZM241 125H242V124H241ZM50 126H51V124H50ZM57 126H58V124H57ZM92 126H93V125H92ZM96 126H97V125H96ZM200 126H203V125L201 124ZM206 126H207V125H206ZM211 126H213V125L211 124L209 127H211ZM223 126H224V125H223ZM230 126H232V125H230ZM2 127L4 128V126H1V128H2ZM41 127H42V126H41ZM46 127H47V126H46ZM51 127H52V126H51ZM53 127H54V126H53ZM65 127H66V126H65ZM68 127H69V126H68ZM101 127H102V126H101ZM103 127H104V126H103ZM203 127H204V126H203ZM203 127H201V128H203ZM218 127L220 128V126H217V129H218ZM238 127H239V126H238ZM240 127H241V126H240ZM240 127H239L238 129H240ZM5 128H7V127L5 126ZM61 128H62V127H61ZM95 128H96V127H95ZM99 128H100V127H99ZM223 128H224V127H223ZM242 128H243V127H242ZM45 129H46V128H45ZM47 129H48V128H47ZM64 129H65V128H64ZM92 129H93V127H92ZM100 129H101V128H100ZM220 129H222V128H220ZM235 129H236V128H235ZM41 130H42V129H41ZM54 130H55V127H54ZM56 130H57V129H56ZM60 130H61V129H60ZM65 130H66V129H65ZM103 130H104V129H103ZM222 130H223V129H222ZM231 130H233V129H231ZM240 130L243 131L242 129H240ZM240 130H239V131H240ZM58 131H59V129H58ZM61 131H63V130H61ZM95 131H96V130H95ZM95 131H93V132H95ZM213 131H214V130H213ZM215 131H216V130H215ZM220 131H221V130H220ZM237 131H238V130H237ZM0 132H2V131H0ZM5 132H6V130H5ZM34 132H35V131H34ZM59 132H60V131H59ZM91 132H92V131H91ZM104 132H105V131H104ZM222 132H223V131H222ZM95 133H96V132H95ZM213 133H214V132H213ZM215 133H216V132H215ZM5 134H6V133H5ZM48 134H50V133H48ZM96 134H97V133H96ZM101 134H102V133H101ZM230 134H233V133H230ZM234 134H235V133H234ZM236 134H237V132H236ZM236 134H235V135H236ZM84 135H85V134H84ZM87 135L89 136L90 134L87 133V134L85 135V137H86ZM104 135H105V134H104ZM235 135H234V136H235ZM241 135H242V134H241ZM241 135H239V136H240V138H239L240 140H241V138H242ZM46 136H47V135H46ZM94 136H97V135L94 134ZM26 137H27V136H26ZM212 137H213V136H212ZM228 137H230V136H228ZM86 138H87V137H86ZM93 138H94V137H93ZM95 138H96V137H95ZM210 138H211V137H210ZM2 139H3V138H2ZM88 139H89V138H88ZM97 139H98V138H97ZM213 139H214V137H213ZM226 139H227V138H226ZM229 139H233V138L231 137V138H229ZM234 139H235V138H234ZM239 139H238V140H239ZM99 140H100V139H99ZM211 140H212V139H211ZM215 140H217V142L219 141V142L222 144V142L224 141V138L221 139V141L218 140V139H216V138L214 139V141H215ZM240 140H239V141H240ZM88 141H89V140H88ZM94 141H95V140H94ZM100 141H102V139H101ZM100 141H99V142H100ZM226 141H228V140H225V142H226ZM231 141H234V140H231ZM239 141H238V142H239ZM242 141H243V140H242ZM96 142H97V141H96ZM173 142H174V141H173ZM211 142H212V141H211ZM217 142H215V143H217ZM228 142H230V141H228ZM0 143H1V141H0ZM215 143H214V144H215ZM223 143H224V142H223ZM6 144H7V143H6ZM93 144H94V143H93ZM106 144H107V143H106ZM108 144H109V143H108ZM176 144H177V143H176ZM214 144H212V146H213ZM228 144L231 145V143H228ZM232 144H233V143H232ZM236 144H237V143H236ZM1 145H2V144H0V146H1ZM99 145H100V144H99ZM217 145H218V144H217ZM219 145H220V144H219ZM234 145H235V144H234ZM239 145H240V144H239ZM239 145H238V148H239V147L241 148L242 146H239ZM97 146H98V145H97ZM212 146H211V147H212ZM214 146H215V145H214ZM224 146H225V145H224ZM224 146H221V147H224ZM226 146H227V143H226ZM226 146H225V147H226ZM236 146H237V145H235V147H236ZM13 147L16 148V152H17V147H16V146H13ZM104 147H105V146H104ZM109 147H110V145H109ZM109 147H108V149H109ZM209 147H210V146H209ZM211 147H210V148H211ZM215 147H216V146H215ZM95 148H96V147H95ZM213 148H214V147H213ZM232 148H233V147H232ZM97 149H98V148H96L95 150H97ZM111 149H112V148H111ZM211 149H212V148H211ZM215 149H216V148H215ZM226 149H228V147H227ZM226 149H225V150H226ZM229 149H230V147H229ZM229 149H228V150H229ZM235 149H236V148H235ZM13 150H14V149H13ZM18 150H20V149H18ZM21 150H22V149H21ZM21 150H20V151H21ZM75 150H76V149H75ZM101 150H102V149H101ZM103 150H104V149H103ZM112 150H113V149H112ZM117 150H118V149H117ZM230 150H231V149H230ZM232 150H233V149H232ZM97 151H99V150H97ZM108 151H109V150H108ZM113 151H115L114 153H116V149H114ZM212 151H213V150H212ZM221 151H222V150H221ZM221 151H220V152H221ZM10 152H12V151H10ZM76 152H78V151H76ZM76 152H75L74 154H76ZM92 152H95V153H96V151H92ZM117 152H119V151H117ZM216 152H218V151H216ZM223 152H224V150H223ZM229 152H230V151H229ZM236 152H238V153L236 154ZM239 152H240L239 149H238V151H237V150H234V154H235V155H234V154H231V155H232L231 158L234 157V156H237V155L239 154ZM7 153H8V151H7ZM22 153H23V151H22ZM22 153H21V154H22ZM54 153H55V152H53V155H54ZM56 153H57V151H56ZM56 153H55V154H56ZM98 153H99V152H98ZM119 153H120V152H119ZM123 153H124V152H123ZM226 153H227V152H226ZM226 153H225V154H226ZM74 154H73V155H74ZM107 154H108V153H107ZM107 154L105 155V157H107V159H109L111 156L109 157V156H107ZM124 154H125V153H124ZM176 154H177V153H176ZM219 154H220V153H219ZM219 154H218V155H219ZM223 154H224V153H223ZM14 155H15V153H14ZM24 155H25V154H24ZM100 155H101V154H100ZM121 155H122V154H121ZM8 156H11V154L9 155V153H8ZM20 156H21V155H20ZM30 156H32V155H30ZM69 156H70V155H69ZM94 156H95V155H94ZM102 156H103V152H102ZM126 156H127V155H126ZM214 156H216V154H215ZM222 156H223V155H222ZM222 156H220V157H222ZM228 156H229V154H228ZM228 156H226V157H228ZM18 157H19V155H17V158H18ZM22 157H23V156H22ZM27 157H29V156H27ZM47 157H49V155H48ZM53 157H56V156H53ZM66 157H67V155H66ZM66 157L64 156V158H66ZM70 157H71V156H70ZM92 157H93V155H92ZM92 157H91V158H92ZM100 157H101V156H100ZM108 157H109V158H108ZM112 157H114V154H113ZM112 157H111V159H112ZM135 157H136V154H135ZM178 157H179V156H178ZM187 157H188V156H187ZM194 157H195V156H192V158H194ZM199 157H201V156H199ZM212 157H213V156H212ZM220 157H219V158H220ZM224 157H225V156H224ZM238 157H239V156H238ZM238 157H237V158H238ZM6 158H7V157H6ZM25 158H26V157H24V159H25ZM29 158H30V157H29ZM34 158H35V157H34ZM34 158H33V160H34ZM36 158H37V157H36ZM49 158H50V157H49ZM56 158H58V157H56ZM67 158H68V157H67ZM73 158H74V157H73ZM89 158H90V157H89ZM103 158H104V157H103ZM103 158L101 157V159H103ZM128 158H129V157H128ZM175 158H176V157H175ZM179 158H180V157H179ZM185 158H186V157H185ZM189 158H191V157H189ZM189 158H188V159H189ZM205 158H206V157H205ZM209 158H210V157H209ZM219 158H218V159H219ZM9 159H10V158H9ZM21 159H23V158H21ZM52 159H53V158H52ZM52 159H51V160H52ZM71 159H72V157H71ZM97 159H99V157H98ZM111 159H109L110 162H111ZM123 159H124V158H123ZM126 159H127V158H126ZM199 159L203 160L202 158H199ZM207 159H208V158H207ZM215 159H216V157H215ZM224 159H225V158H224ZM226 159H227V158H226ZM233 159H235V158H233ZM233 159L231 160V162L233 161ZM239 159H240V158H239ZM28 160L31 161L32 158H31V159H28ZM66 160H68V159H66ZM69 160H70V158H69ZM72 160H75V159H72ZM90 160H91V159H90ZM121 160H122V159H121ZM124 160H125V159H124ZM132 160H133V159H132ZM179 160H180V159H179ZM195 160H196V159H195ZM201 160H200V161H201ZM210 160H211V159H210ZM213 160H214V159H213ZM213 160H212V162H213ZM220 160H221V159H220ZM229 160H230V159H229ZM236 160H238V159H236ZM236 160H234V161H236ZM20 161H21V160H20ZM36 161H37V160H36ZM62 161H64V160H62ZM99 161H100V159H99ZM99 161H97V162H99ZM104 161H105V160H104ZM116 161H117V160H116ZM134 161H135V160H134ZM181 161H182V160H181ZM186 161H188V160H186ZM214 161L216 162V160H214ZM217 161H218V160H217ZM5 162H8V161L6 160ZM17 162H18V161H17ZM32 162H33V161H32ZM75 162H78V159H77ZM79 162H80V160H79ZM95 162H96V161H95ZM107 162H108V161H107ZM113 162H115V161H113ZM135 162H136V161H135ZM135 162H134V163H135ZM183 162H184V160H183ZM201 162H202V161H201ZM201 162H200V163H201ZM236 162H237V161H236ZM1 163H2V162H1ZM15 163H16V162H15ZM15 163H14V164H15ZM35 163H36V162H35ZM62 163H63V162H62ZM64 163H67V161L64 162ZM73 163H74V162H73ZM99 163H100V162H99ZM99 163H98V164H99ZM115 163H116V162H115ZM125 163H126V162H125ZM130 163H131V161H130ZM130 163H129V164H130ZM178 163H179V162H178ZM210 163H211V161H210ZM217 163H218V162H217ZM217 163H216V165H218ZM223 163H224V161H223ZM225 163H226V162H225ZM4 164H7V163H4ZM10 164H11V163H10ZM16 164H19V163H16ZM20 164H22V163L20 162ZM20 164H19V165H20ZM23 164H24V162H23ZM79 164H80V163H79ZM83 164H84V163H83ZM83 164H82V165H83ZM87 164H88V161H87ZM87 164H86V165H87ZM91 164H92V163H91ZM91 164H90V165H91ZM109 164H110V163H109ZM109 164H108V165H109ZM122 164H123V163H122ZM126 164H127V163H126ZM176 164H177V163H176ZM176 164H175V165H176ZM184 164L187 165V162H184ZM211 164H213V163H211ZM219 164H220V163H219ZM230 164H231V163H230ZM234 164H235V163H234ZM237 164H239V163H237ZM51 165H53V164H51ZM62 165H63V164H62ZM77 165H78V164H77ZM77 165H76L75 167H78ZM90 165H89V166H90ZM118 165H119V164H118ZM120 165H121V164H120ZM136 165H138V164H136ZM136 165H135V166H136ZM139 165H140V164H139ZM177 165H178V164H177ZM216 165H215L214 167H215V169H216V171H217ZM223 165H224V164H223ZM226 165H227V164H226ZM232 165H233V164H232ZM241 165H242V164H241ZM241 165H240V166H241ZM31 166H32V165H31ZM48 166H50V165H48ZM93 166H95V165H93ZM100 166H101V165L99 164V167H100ZM109 166H110V165H109ZM112 166H113V165H112ZM132 166H133V162H132ZM132 166H131V168H132ZM180 166H181V164H180ZM211 166H212V165H211ZM219 166H220V165H219ZM227 166H230V165H227ZM227 166H226V167H227ZM5 167H7V166L5 165ZM5 167H3V169H5ZM51 167H52V166H51ZM61 167H62V166H61ZM65 167L67 168L68 166H66V164H65ZM70 167H71V166H70ZM97 167H98V166H96V168H97ZM107 167H108V166H106V168H107ZM113 167H114V166H113ZM121 167H122V166H121ZM138 167H139V166H138ZM144 167H145V165H144ZM174 167L176 168V166H174ZM181 167H182V166H181ZM187 167H188V166H187ZM203 167H204V165H203ZM226 167L224 166V168H226ZM233 167H234V166H233ZM241 167H242V166H241ZM245 167H246V166H245ZM7 168H8V167H7ZM49 168H50V167H49ZM62 168H63V167H62ZM62 168H61V169H62ZM72 168H73V167H72ZM86 168H87V167H86ZM91 168H92V167H91ZM94 168H95V167H94ZM94 168H93V170H95ZM101 168H102V166H101ZM103 168H104V167H103ZM106 168H104L105 171H106ZM108 168H109V167H108ZM114 168H115V167H114ZM117 168H118V170H119V166H118ZM131 168H130V169H131ZM184 168H185V166H184ZM184 168H183V169H184ZM207 168H208V167H207ZM220 168H221V167H220ZM220 168H218V170H219ZM227 168H228V167H227ZM64 169H65V168H64ZM99 169H100V168H99ZM99 169H98V170H99ZM109 169H110V168H109ZM109 169H108L107 171H109ZM121 169H122V168H121ZM138 169H139V168H138ZM144 169H145V168H144ZM187 169H189V168H187ZM229 169H231V168H229ZM229 169H228V170H229ZM232 169H233V168H232ZM244 169H245V168H244ZM0 170H1V165H0ZM49 170H50V169H49ZM89 170H90V169H89ZM102 170H103V169H101V171H102ZM126 170H127V169H126ZM126 170H125V171H126ZM133 170H134V169H133ZM140 170H141V169H140ZM178 170H179V169H178ZM178 170H176V171H178ZM189 170H190V169H189ZM208 170H209V169H208ZM222 170H224V169H222ZM2 171H3V170H2ZM52 171H53V170H52ZM59 171H60V170H59ZM59 171L57 172V174L59 173ZM73 171H74V170H73ZM81 171H82V169H81ZM96 171H97V170H96ZM99 171H100V170H99ZM103 171H104V170H103ZM114 171H115V169H114ZM116 171H117V170H116ZM119 171H120V170H119ZM121 171H123V170H121ZM121 171H120V172H121ZM128 171H129V170H128ZM144 171H145V170H144ZM206 171H207V170H206ZM212 171H213V170H212ZM212 171H211V172H212ZM224 171H225V170H224ZM45 172H46V170H45L44 173H42V174H45ZM53 172H54V171H53ZM68 172H70V171H68ZM75 172H77V171H75ZM85 172H86V171H85ZM85 172H84V174H85ZM88 172H90V171H88ZM131 172H134V171H131ZM189 172H190V171H188V174H189ZM203 172L205 173V170H204ZM209 172H210V171H209ZM209 172L207 171V173H209ZM220 172H221V171H220ZM226 172H227V171H226ZM230 172H231V171H230ZM234 172H235V171H234ZM234 172H231V173H234ZM51 173H52V172H51ZM66 173H67V172H66ZM70 173H71V172H70ZM70 173H69V174H70ZM81 173H82V172H81ZM93 173H94V172H93ZM99 173L102 174V172H99ZM99 173H98V174H99ZM113 173H114V172H113ZM122 173H123V172H122ZM204 173H203V174H204ZM217 173H219V172H217ZM222 173H223V172H222ZM231 173H229V174H231ZM53 174H54V173H53ZM53 174H52V175H53ZM60 174H61V173H60ZM60 174H59V175H60ZM63 174H64V173H63ZM69 174H68V175H69ZM116 174H117V173H116ZM125 174H128V172H126ZM190 174H191V173H190ZM203 174H202V175H203ZM210 174H211V173H210ZM210 174H209V175H210ZM213 174H214V173H213ZM220 174H221V173H220ZM234 174H235V173H234ZM234 174H233V175H234ZM261 174H262V173H261ZM2 175H3V174H2ZM8 175H9V174H8ZM8 175H7V176H8ZM61 175H62V174H61ZM82 175H83V174H82ZM89 175H90V174H89ZM118 175H119V173H118ZM118 175H116V176H118ZM121 175H123V174H121ZM135 175H136V174H135ZM200 175H201V174H200ZM216 175H218V174H216ZM222 175H223V174H222ZM10 176H12V175H10ZM28 176H29V175H28ZM41 176H42V175H41ZM90 176H91V175H90ZM98 176H99V175H98ZM100 176H101V175H100ZM104 176H105V175H104ZM113 176H114V175H113ZM126 176H128V175H126ZM203 176H204V175H203ZM207 176H208V175H207ZM220 176H221V175H220ZM228 176H229V175H228ZM230 176H232V175H230ZM261 176H263V175H261ZM48 177H49V176H48ZM63 177H64V176H63ZM67 177L73 178V177H71V175H70V176H67ZM76 177H77V175H76ZM78 177H80L79 174H78ZM82 177H83V176H82ZM82 177H81V178H82ZM84 177H85V176H84ZM93 177H94V174H93L92 177H90V178H91L90 180H93V179H92ZM106 177H107V176H105L103 179H105ZM108 177H109V176H108ZM133 177H134V176H133ZM133 177L131 178V175H130V178H131V179H133ZM185 177H187V176H185ZM188 177H189V176H188ZM224 177H225V175L223 176V178H224ZM226 177H227V173H226ZM258 177H259V176H258ZM4 178H5V177H4ZM4 178H2L1 180H3ZM7 178H8V177H7ZM45 178H46V177H45ZM45 178H43V182H44ZM49 178H50V177H49ZM109 178H110V177H109ZM109 178H108V180H109ZM113 178H114V177H113ZM121 178H122V177H121ZM124 178H125V177H124ZM124 178H123V179H124ZM127 178H128V177H127ZM200 178L202 179L203 177H200ZM200 178H199V179H200ZM208 178H210V177H208ZM216 178H217V177H216ZM218 178H219V177H218ZM220 178H222V177H220ZM235 178H237V177H235ZM235 178H234V179H235ZM241 178H243V177H241ZM241 178H240V179H241ZM246 178H247V177H246ZM8 179H9V178H8ZM8 179H7V180H8ZM11 179H12V178H11ZM66 179H67V178H65V180H66ZM74 179H76V178H74ZM83 179H85V178H83ZM83 179H82V181H83ZM88 179H89V178H88ZM95 179H96V178H95ZM117 179H118V177H117ZM134 179H135V177H134ZM188 179H190V177H189ZM204 179H205V178H204ZM212 179H213V178H212ZM240 179H239V180H240ZM258 179H259V178H258ZM260 179H262V178L260 177ZM260 179H259L258 181H261ZM12 180H13V179H12ZM12 180H11V181H12ZM47 180H48V179H47ZM68 180H69V178H68ZM68 180H67V181H68ZM70 180H73V179H70ZM79 180H81V179L79 178ZM96 180H97V179H96ZM111 180H112V178H111ZM120 180H121V179H120ZM120 180H119V181H120ZM125 180H126V179H125ZM206 180H207V179H206ZM219 180H220V179H219ZM231 180H232V178H231ZM231 180H230V181H231ZM241 180H242V179H241ZM249 180H250V179H249ZM73 181H74V180H73ZM73 181H72V183H73ZM86 181H87V180H85V182H86ZM93 181H95V180H93ZM100 181H101V179H100ZM105 181H106V179H105ZM117 181H118V180H117ZM127 181H128V180H127ZM203 181H204V180H203ZM207 181H208V180H207ZM209 181H210V180H209ZM216 181H218V180H216ZM230 181H229V183H230ZM237 181H238V180H237ZM243 181H244V180H243ZM247 181H248V180H247ZM247 181H246V182H247ZM262 181H264V180H262ZM222 182H223V181H222ZM224 182H225V181H224ZM227 182H228V181H227ZM232 182H233V181H232ZM240 182H241V181H240ZM248 182H250V181H248ZM254 182H255V181H254ZM2 183H3V182H2ZM8 183H10L9 180H8ZM67 183L69 184V182H67ZM83 183H84V182H83ZM91 183H94V182H91ZM109 183H110V181L108 182V184H109ZM111 183H112V185H113V182H111ZM120 183H121V182H120ZM128 183H129V182H128ZM132 183H134V182H131V185H132ZM207 183H208V182H207ZM210 183H211V182H210ZM216 183H217V182H216ZM216 183H214V184H216ZM229 183L227 184L228 186H224V187H230V186H229ZM233 183H234V182H233ZM233 183H232V184H233ZM238 183H239V181H238ZM250 183H251V182H250ZM81 184H82V183H81ZM106 184H107V182H106ZM129 184H130V183H129ZM129 184H128V186H129ZM214 184H213V185H214ZM220 184H222V183H220ZM220 184H219V185H220ZM225 184H226V183H224V185H225ZM232 184H231V187L233 186ZM236 184H237V183H236ZM236 184H235V185H236ZM245 184H246V183H245ZM253 184H254V183H253ZM253 184H251V185H253ZM44 185H46V184H44ZM72 185H73V184H72ZM72 185H71V186H72ZM102 185H104V184L102 183ZM121 185H122V184H121ZM219 185H216V186L219 187ZM263 185H264V184H263ZM66 186H68V185H66ZM90 186H92V185L90 184ZM122 186H123V185H122ZM124 186H127V185H124ZM132 186H133V185H132ZM135 186H136V185H135ZM143 186H144V185H143ZM205 186H206V185H205ZM240 186H241V184L239 185V187H240ZM249 186H250V185H249ZM47 187H48V186H47ZM47 187H46V188L44 187L45 190L47 189ZM68 187H69V186H68ZM88 187H89V186H88ZM119 187H120V186H119ZM218 187H217V189H218ZM224 187H223V188H224ZM236 187H237V185H236ZM236 187H235V188H236ZM250 187L252 188V186H250ZM41 188H42V187H41ZM81 188H82V187H81ZM117 188H118V187H117ZM123 188H125V187H123ZM128 188H129V187H127V188H125V189H128ZM130 188H131V187H130ZM202 188H204V187H202ZM205 188H206V187H205ZM209 188H210V186H209ZM209 188H208V190H211V189H209ZM211 188H212V187H211ZM214 188H215V187H214ZM220 188H221V187H220ZM232 188H234V187H232ZM242 188H243V187H242ZM251 188H250V189H251ZM263 188H264V187H263ZM63 189H64V188H63ZM109 189H110V188H109ZM119 189H120V188H119ZM125 189H124V190H120V191H125ZM134 189H135V188H134ZM227 189H229V188H227ZM240 189H241V187H240ZM246 189H247V188H246ZM65 190L67 191L68 189H65ZM81 190H82V189H81ZM111 190H112V188H111ZM128 190H129V189H128ZM131 190H133V189H131ZM191 190H192V189H191ZM202 190H204V189H201V191H202ZM231 190H232V189H231ZM252 190H253V189H252ZM258 190H259V189H258ZM33 191H34V190H33ZM33 191H31V192L33 193ZM35 191H36V190H35ZM41 191H42V190H41ZM62 191H63V190H62ZM71 191L74 192L73 190H71ZM117 191H118V190H117ZM159 191H160V189H159ZM206 191H207V190H206ZM213 191H214V189H213ZM218 191H219V190H218ZM224 191L226 192V189H225ZM228 191H229V190H228ZM234 191H235V190H234ZM239 191H240V190H239ZM259 191H260V190H259ZM45 192H46V191H45ZM86 192H87V191H85V193H86ZM111 192H112V191H111ZM127 192H129V191H127ZM130 192H131V191H130ZM130 192H129V193H130ZM195 192H196V191H195ZM195 192H192V191H191L192 194L195 193ZM211 192H212V191H211ZM222 192H223V190H222ZM222 192H221V193H222ZM241 192H242V191H241ZM24 193H25V192H24ZM29 193H30V192H29ZM29 193H28V195H29ZM32 193H30V195H31ZM39 193H40V196H41V192H39ZM39 193H36V195L39 194ZM69 193H70V192H69ZM77 193H78V192H76V194H77ZM82 193H83L84 196H85V193H84V192H82ZM119 193H120V192H119ZM125 193H126V192H125ZM125 193H124V194H125ZM132 193H133V192H132ZM132 193H131V194H132ZM147 193H148V192H147ZM155 193H156V192H155ZM203 193H204V192H203ZM203 193H202V194H203ZM217 193H218V192H217ZM219 193H220V192H219ZM221 193H220V194H221ZM223 193H224V192H223ZM230 193H231V192H230ZM237 193H238V191H237ZM34 194H35V193H34ZM45 194H46V193H45ZM62 194H63V192H62ZM65 194H66V193H65ZM65 194H64V195H65ZM67 194H68V193H67ZM87 194L89 195L90 193H87ZM93 194H94V193H93ZM111 194H112V193H111ZM115 194H117V193H115ZM122 194H123V192H122ZM126 194H127V193H126ZM156 194H157V193H156ZM164 194H165V193H164ZM184 194H186V193L179 194V195L181 196V195H184ZM187 194H188V193H187ZM187 194H186V195H187ZM192 194H191V195H192ZM195 194H197V193H195ZM202 194H201V195H202ZM214 194H215V191H214ZM214 194H212V195L214 196ZM232 194H233V193H231V195H232ZM260 194H261V193H260ZM21 195H23V194H21ZM112 195L114 196V194H112ZM127 195H128V194H127ZM133 195H134V194H133ZM160 195H161V194H160ZM186 195H185V196H186ZM212 195H211V196H212ZM216 195H218V194H216ZM221 195H222V194H221ZM235 195H236V192H235ZM248 195H250V194H248ZM263 195H264V192H263ZM263 195H262V196H263ZM25 196H27V195L25 194ZM42 196H43V195H42ZM42 196H41V197H42ZM68 196H69V195H68ZM70 196H71V198H75V197H74V194H73V197H72V195H70ZM91 196H92V195H91ZM91 196H90V197H91ZM117 196H118V195H116V197H117ZM187 196H188V195H187ZM187 196H186V197H187ZM199 196H200V195H199ZM209 196H210V195H209ZM213 196H212V197H213ZM222 196L224 197V195H222ZM225 196H227V194H226ZM239 196H240V195H239ZM239 196H237V197L239 198ZM22 197H24V196H22ZM37 197H38L37 199L41 198V197H39V196H37ZM61 197H62V196H61V194H60V198H61ZM66 197H67V195H66ZM77 197H78V196H77ZM118 197H119V196H118ZM121 197H122V196H121ZM129 197H130V196H129ZM131 197H132V196H131ZM131 197H130V198H131ZM228 197H229V196H228ZM230 197H232V196H230ZM230 197H229V199H230ZM233 197H234V196H233ZM237 197H236V198H237ZM26 198H28V197H26ZM31 198L34 199V198H36V196H35V197H31ZM62 198H63V197H62ZM67 198H68V197H67ZM71 198H70V199H71ZM78 198H79V197H78ZM85 198H87V197H85ZM85 198H84V200H83V199H81V200L85 201ZM133 198H134V197H133ZM194 198H195V197H194ZM213 198H214V197H213ZM215 198H217V197L215 196ZM226 198H227V197H226ZM226 198H225V199H226ZM29 199H30V198H29ZM29 199H28V200H29ZM41 199H42V198H41ZM41 199H40V200H41ZM64 199H65V197H64ZM64 199H63V200H64ZM68 199H69V198H68ZM68 199H66V200H68ZM88 199H89V198H88ZM92 199H93V198H92ZM131 199H132V198H131ZM186 199H188V197H187ZM211 199H212V198L210 197V200H211ZM223 199H224V198H223ZM227 199H228V198H227ZM248 199H249V198H248ZM255 199H256V198H255ZM257 199H260V197L257 198ZM261 199H262V201H264L263 198H261ZM28 200H27V201H28ZM63 200H62V202H63ZM78 200H79V199H78ZM179 200H180V199H179ZM188 200H190V199H188ZM193 200H194V199H193ZM200 200H201V198H200ZM200 200H199V202H200ZM204 200H205V199H204ZM215 200H216V199H215ZM230 200H231V199H230ZM238 200H239V199H238ZM43 201H44V200H43ZM43 201H42V202H43ZM69 201H70V200L65 201V202H68V204L71 205ZM83 201H80V202L77 201V202H78V204H79V203H82ZM87 201H88V200H87ZM208 201H209V200H208ZM216 201L218 202V200H216ZM220 201H222V200H220ZM220 201H219V202H220ZM224 201H226V203H227V200H224ZM224 201H223V202H224ZM231 201H232V200H231ZM241 201H242V200H241ZM241 201H240V202H241ZM259 201H260V200H259ZM28 202H29V201H28ZM30 202H31V200H30ZM34 202H35V200H34ZM38 202H40V201L38 200ZM42 202H40V204H41ZM45 202H46V201H44V203H45ZM71 202L73 203V200H71ZM74 202H75V199H74ZM182 202H183V201H182ZM213 202H214V199H213ZM228 202H229V201H228ZM234 202H236V201H234ZM243 202H244V203H243L242 206H243V208H245V210H247V212L249 211L250 208L252 209L254 203L251 202L250 199H249V201L244 200ZM256 202H257V201H256ZM256 202H255V203H256ZM31 203H33V202H31ZM44 203H42V204H44ZM83 203H84V202H83ZM136 203H137V202H136ZM151 203H152V202H151ZM163 203H164V202H163ZM185 203H186V201H185ZM185 203H184V205H186L188 202H187L186 204H185ZM204 203H206V202L204 201ZM211 203H212V202H211ZM229 203H230V202H229ZM259 203H260V202H259ZM262 203H263V202H262ZM35 204H37V203H35ZM40 204H38V206H39ZM60 204H61V203H60ZM60 204H59V202L57 203L58 206H59ZM66 204H67V203H65V205H66ZM68 204H67V206H68ZM84 204H85V203H84ZM112 204H113V203H112ZM137 204H138V203H137ZM143 204H144V203H143ZM145 204H146V203H145ZM152 204H154V203H152ZM158 204H160V203H158ZM158 204H157V205H158ZM180 204H181V203H180ZM212 204H213V203H212ZM222 204H224V203H222ZM241 204H242V203H241ZM263 204H264V203H263ZM57 205H56V207H57ZM74 205H75V204H74ZM114 205H116V204H114ZM140 205H141V204H140ZM148 205H149V204H148ZM160 205L162 206V204H160ZM160 205H159V208H160ZM163 205H164V204H163ZM187 205H189V203H188ZM187 205H186V206H187ZM194 205H195V204H194ZM255 205H256V204H255ZM260 205H261V203L258 205V207H259ZM48 206H49V205H48ZM50 206H52V205H50ZM75 206H76V209H77V205H75ZM80 206L84 207V206L81 205V204H80ZM80 206L78 205V209H79ZM99 206H100V204H99ZM108 206H109V204H108ZM110 206H111V204H110ZM143 206H144V205H143ZM153 206L155 207V204H154ZM195 206H196V205H195ZM203 206H204V205H203ZM256 206H257V205H256ZM263 206H264V205H263ZM56 207H54V208H56ZM61 207H62V206H61ZM70 207H71V206H70ZM73 207H74V206H73ZM90 207H91V206H90ZM102 207H103V206H102ZM102 207H100V208H102ZM132 207H134V205H133ZM136 207H138V205H137ZM141 207H142V206H141ZM141 207H139V208H141ZM156 207H157V206H156ZM210 207H211V206H210ZM210 207H208V208H210ZM229 207H230V206H229ZM237 207H238V206H237ZM254 207H255V206H254ZM33 208H34V207H33ZM33 208L30 207L29 209L31 210V209H33ZM64 208H65V207H64ZM74 208H75V207H74ZM91 208H92V207H91ZM91 208H90V209H91ZM93 208H94V207H93ZM95 208H96V207H95ZM98 208H99V207H98ZM146 208H147V207H146ZM163 208H164V207H163ZM190 208H191V207H190ZM192 208H193V207H192ZM194 208H195V207H194ZM204 208H205V207H204ZM29 209H27L28 212H29ZM66 209H67V207H66ZM76 209H74V210H76ZM80 209H81V208H80ZM85 209H87V205H86V208H85ZM121 209H122V208H121ZM141 209H142V208H141ZM155 209H157V208H155ZM161 209H162V207H161ZM165 209H167V208L165 207ZM165 209H164V210H165ZM202 209H203V208H202ZM205 209H207V207H206ZM228 209H229V208H228ZM231 209H232V208H231ZM231 209H229V210H231ZM239 209H240V208H239ZM255 209H256V208H255ZM23 210H24V209H23ZM23 210H22V211H23ZM25 210H26V209H25ZM34 210H37V209H33L32 211L34 212ZM60 210H62V209L59 208V211H60ZM72 210H73V209H72ZM74 210H73V211H74ZM83 210H84V209H83ZM83 210H82V211H83ZM87 210H88V213L91 212V210H90V212H89V209H87ZM96 210H97V208H96ZM162 210H163V209H162ZM186 210H187V209H186ZM207 210H208V209H207ZM220 210H221V209H220ZM233 210H234V208H233ZM233 210H232V211H233ZM240 210L242 211V209H240ZM53 211H54V210H52V212H53ZM56 211H57V209H56ZM59 211H58V212H59ZM62 211H63V210H62ZM78 211H79V210H78ZM97 211H98V210H97ZM104 211H105V210H104ZM113 211H114V210H113ZM149 211H150V210H149ZM151 211H152V210H151ZM151 211H150V212H151ZM160 211H161V210H160ZM170 211H171V210H170ZM217 211H218V210H217ZM217 211H215V212L212 211V212H214V213L216 214ZM221 211H222V210H221ZM238 211H239V210H238ZM262 211H263V210H262ZM23 212H24V211H23ZM36 212H37V211H36ZM39 212H40V211H39ZM65 212H69V211H66V210H65ZM74 212H77V211H74ZM141 212H142V211H141ZM141 212H140V213H141ZM191 212H192V211H191ZM245 212H246V211H245ZM249 212H250V211H249ZM252 212H254V211H252ZM49 213H50V212H49ZM59 213H60V215H61V212H59ZM71 213H72V212H71ZM78 213H79V212H77V214H78ZM82 213H83V212H82ZM85 213H86V211H85ZM85 213H84V214H85ZM92 213L94 214V213H96V212H95V211L93 212V210H92ZM101 213H102V212H101ZM104 213H105V212H104ZM130 213H131V212H130ZM162 213H163V212H162ZM164 213H166V212H164ZM164 213H163V214H164ZM205 213H206V211H205ZM255 213H256V211H255ZM259 213H260V212H259ZM25 214H27V212H26ZM25 214L22 215V216H25ZM30 214H31V213H30ZM35 214H36V213H35ZM37 214H38V213H37ZM39 214H40V213H39ZM51 214H52V213H51ZM53 214H54V213H53ZM53 214H52V215H53ZM79 214H80V213H79ZM123 214H124V213H123ZM143 214H144V213H142V215H143ZM146 214H147V213H146ZM153 214H155V213H153ZM157 214H158V213H157ZM218 214H219V213H218ZM237 214H238V213H237ZM240 214H241V213H240ZM243 214H244V213H243ZM245 214H246V213H245ZM54 215H55V214H54ZM57 215L59 216L58 213H57ZM65 215H66V213L64 214V216H65ZM71 215H72V214H71ZM74 215H75V213H74ZM74 215H73V216H74ZM82 215H83V214H82ZM127 215H129V214H127ZM127 215H125V216H127ZM151 215H152V214H151ZM155 215H156V214H155ZM155 215H154V216H155ZM159 215H160V214H159ZM166 215H168V214H166ZM220 215H221V212H220ZM220 215H219V216H220ZM262 215H264V214H262ZM22 216H21V217H22ZM27 216H28V215H27ZM30 216H31V215H30ZM32 216H33V214H32ZM34 216H35V215H34ZM36 216H37V215H36ZM55 216H56V215H55ZM55 216H54V217H55ZM58 216H56V217H58ZM69 216H70V214H69ZM69 216H68V217H69ZM78 216H79V215H78ZM88 216H90V214L87 215V217H88ZM125 216H124V217H125ZM168 216H169V215H168ZM221 216H222V215H221ZM240 216H242V215H240ZM243 216H244V215H243ZM245 216H249V215H245ZM250 216H251V213H250ZM254 216H255V215H253V217H254ZM28 217H29V216H28ZM54 217H52V219H53ZM56 217H55V218H56ZM66 217H67V215H66ZM82 217H84V216H82ZM136 217H137V216H136ZM141 217H142V216H141ZM155 217H156V216H155ZM60 218H61V217H60ZM60 218L58 217V218H56V219H57V220H58V219L61 220ZM63 218H64V217H62V219H63ZM73 218H77V216H76V217H73ZM92 218H93V217H92ZM130 218H131V217H129V220H130ZM132 218H133V217H132ZM132 218H131V219H132ZM138 218H139V216H138ZM162 218H163V217H162ZM166 218H167V217H166ZM249 218H250V217H249ZM259 218H260V217H259ZM21 219H23V218H21ZM21 219H20V220H21ZM33 219H34V217H33ZM56 219L54 220L55 222H56ZM135 219H137V218H135ZM150 219H151V218H150ZM150 219H147V220L149 221ZM170 219H171V218H170ZM239 219H240V218H239ZM251 219H253V218H251ZM257 219H258V218H257ZM260 219H261V220H260L259 222H254V225H253V226H252V223L250 224V223H248V222L246 221V222H245V225L242 224V225H243V227L241 226L242 228L239 227L240 229H243L244 227H245L244 229H246L247 226H249V227L252 226L253 228H251V227L248 228V227H247V229H248V233H247V234H250L249 236L254 237L253 240L256 239L257 242H256V241H255V242H253V241H252V242L242 241V240H239L240 237L237 238V239H235V241H234L233 239H231V241H230V239H228V240L230 241V243H231L232 240H233L234 242L231 243V244H232V245H235L234 247H236L237 250H238V249L242 250L243 253H244V256H246V257H248V258H252V261H253V258L256 257V258H258L259 260H263V261H259V260H258L260 263H264V253L262 252V251H264V250H263V248H264V218L262 217V218H260ZM12 220H13V219H12ZM64 220H65V219H64ZM71 220H72V217H71ZM71 220H70V221H71ZM73 220L76 221V219H73ZM73 220H72V221H73ZM77 220H79V219H77ZM92 220H93V219H92ZM129 220H128V223H129ZM142 220H143V219H142ZM144 220H145V219H144ZM152 220H153V219H152ZM157 220H158V218H157ZM157 220H156V221H157ZM174 220H175V219H174ZM174 220H173V222H174ZM235 220H237V219H235ZM7 221H8V220H6V222H7ZM13 221L15 222V221H17V220H13ZM13 221H11V223H12ZM18 221H19V220H18ZM21 221H22V220H21ZM21 221H20V222H21ZM29 221H31V220H29ZM62 221H63V220H62ZM72 221H71V222H72ZM79 221H81V220H79ZM84 221H85V220H84ZM84 221H83V219H82V221H81V225H82V222H84ZM137 221H138V220H137ZM150 221H151V220H150ZM158 221H159V220H158ZM160 221H161V220H160ZM164 221H165V220H164ZM168 221H169V220H168ZM168 221H167V222H168ZM171 221H172V219H171ZM227 221H228V220H227ZM230 221H231V220H230ZM230 221H228V222H230ZM240 221H241V219H240ZM240 221H238V222H239L240 225H241V222H240ZM254 221H255V220H254ZM9 222H10V221H9ZM20 222H18V223H20ZM22 222L25 224L26 221H25V222L22 221ZM22 222H21V223H22ZM55 222H54V223H55ZM71 222H69V225L73 224V223H71ZM77 222H78V221H77ZM142 222H143V221H142ZM142 222H141V223H142ZM15 223H16V222H15ZM27 223H28V222H27ZM59 223H61V221H59ZM62 223H63V222H62ZM70 223H71V224H70ZM79 223H80V222H79ZM130 223H131V222H130ZM153 223H154V222H153ZM163 223L165 224V222H163ZM163 223H162V224H163ZM169 223H170V222H169ZM176 223H177V222H175V224H176ZM178 223H179V222H178ZM192 223H193V222H192ZM235 223H236V222H235ZM247 223H248V224H247ZM3 224H4V223H3ZM83 224H84V223H83ZM143 224H144V222H143ZM154 224H155V223H154ZM173 224H174V223H172V225H173ZM175 224H174V225H175ZM179 224H180V223H179ZM179 224H178V225H179ZM182 224H183V223H182ZM6 225H7V224H6ZM22 225H23V224H22ZM22 225H21V226H22ZM59 225H60V224H59ZM61 225H62V224H61ZM131 225H133V224L131 223ZM134 225H135V226H136V225L138 226V225H140V224H136V222H135ZM156 225H157V224H156ZM158 225H160V224H158ZM170 225H171V224H170ZM172 225H171V226H172ZM189 225H190V224H189ZM11 226H12V225H11ZM56 226H57V225H56ZM56 226L54 225V227H56ZM65 226H66V225H65ZM74 226H75V225H74ZM76 226H77V225H76ZM129 226H130V225H129ZM129 226H128V227H129ZM135 226H134V227H135ZM142 226H143V225H142ZM145 226H148V225H146V223H145ZM151 226H152V225H151ZM151 226H150V228H152V227L154 228V226H152V227H151ZM192 226H193V225H192ZM192 226H188V228H189V227H192ZM197 226H198V225H197ZM197 226L195 225V226H193V227L197 228ZM80 227H81V226H80ZM140 227H141V226H140ZM158 227H159V226H158ZM161 227H163V226L161 225ZM180 227L182 228V225H181ZM198 227H199V226H198ZM230 227H232V226H230ZM7 228H9V226H8ZM50 228H51V227H50ZM66 228H67V227H66ZM71 228H74V227H71ZM75 228H76V227H75ZM77 228H79V227H77ZM77 228H76V229H77ZM87 228H88V227H87ZM170 228H171V227H170ZM183 228H186V227L183 226ZM188 228H187V229H188ZM235 228H236V227H235ZM55 229H56V228H55ZM81 229H82V228H81ZM134 229H135V228H134ZM134 229H133V230H134ZM141 229H142V228H141ZM143 229H145V228H143ZM146 229H147V228H146ZM155 229H156V228H155ZM163 229H166V228L163 227ZM167 229H168V228H167ZM176 229H177V227H176ZM178 229H180V228H178ZM178 229H177V231H178ZM187 229H185L184 231L186 232ZM199 229H200V228H199ZM237 229H238V228H237ZM2 230H4V229H2ZM2 230H1V231H2ZM12 230H13V229H12ZM45 230H46V229H45ZM48 230H49V229H48ZM82 230H83V229H82ZM136 230H138V229H136ZM139 230H140V229H139ZM182 230H183V229H182ZM190 230H191V228H190ZM194 230H196V229H194ZM232 230H233V229H232ZM238 230H239V229H238ZM4 231H5V230H4ZM74 231H75V229H74ZM171 231H172V229H171ZM179 231H180V230H179ZM188 231H189V230H188ZM188 231H187V232H188ZM234 231H235V229H234ZM240 231H241V230H240ZM240 231H239V232H240ZM244 231H245V230H244ZM8 232H9V231H8ZM14 232H15V230H14ZM44 232H47V230L44 231ZM44 232H43V233H44ZM59 232H60V231H58V233H59ZM70 232H71V230H70ZM78 232H79V231H78ZM83 232H84V230H83ZM98 232H99V231H98ZM152 232H154V231H152ZM159 232H161V230H160ZM164 232H165V231H164ZM169 232H170V229H169ZM189 232L191 233V231H189ZM189 232H188V233H189ZM192 232H194V231H192ZM246 232H247V231H246ZM63 233H64V232H63ZM67 233H68V232H67ZM72 233H73V232H72ZM72 233H71V234H72ZM76 233H77V231H76ZM81 233H82V232H81ZM84 233H86V232H84ZM99 233H100V232H99ZM176 233H178V232H176ZM180 233H181V232H180ZM182 233H183V232H182ZM194 233H195V232H194ZM226 233H227V232H226ZM226 233H225V234H226ZM229 233H230V232H229ZM232 233H235V232H232ZM240 233H241V232H240ZM1 234H2V233H1ZM4 234H5V233H4ZM10 234H12V233H10ZM45 234H46V233H45ZM68 234H69V233H68ZM68 234H67V238H69V237H68ZM74 234H75V232L72 234V236H74ZM77 234H78V233H77ZM82 234H83V233H82ZM82 234H80V235H82ZM154 234H155V232H154ZM156 234H157V233H156ZM159 234H160V233H159ZM161 234H162V233H161ZM161 234H160V235H161ZM170 234H172V232H171ZM174 234H175V232H174ZM178 234H179V233H178ZM197 234H198V233H197ZM197 234H196V235H197ZM247 234H246V235H247ZM2 235H3V234H2ZM57 235H58V234H57ZM63 235L65 236V234H62V236H63ZM96 235H97V233H96ZM98 235H99V234H98ZM181 235H182V234H181ZM184 235H185V234H184ZM184 235H183V240H185V239H184ZM186 235H187V234H186ZM231 235H232V234H231ZM234 235H235V234H234ZM239 235L241 236V234H239ZM243 235H244V234H243ZM243 235H242L241 237H243ZM246 235H245V236H246ZM47 236L49 237V235H47ZM47 236H45V237H47ZM85 236H87V234H85ZM85 236L83 237L84 239H85ZM100 236H101V233H100ZM156 236H157V235H156ZM168 236H169V234H168ZM175 236H176V235H175ZM188 236H189V234H188ZM188 236H187V237H188ZM190 236H192V235H190ZM193 236H195V235H193ZM229 236H230V234H229ZM229 236H228V237H229ZM4 237H5V236H4ZM7 237H8V236H7ZM58 237H59V236H58ZM70 237H71V236H70ZM77 237H78V236H77ZM80 237H81V236H80ZM80 237H79V238H80ZM87 237H88V236H87ZM97 237H98V236H97ZM159 237H161V236H159ZM179 237H180V239H178V240H181V239H182V238H181L182 236H179ZM237 237H238V236H237ZM252 237H248V238H252ZM9 238H10V237H9ZM9 238H8V239H9ZM62 238H63V237H62ZM62 238H61V239H62ZM156 238H157V237H156ZM163 238H164V236H163ZM163 238H162V239H163ZM165 238H168V237L165 236ZM172 238H173V237H172ZM188 238H190V237H188ZM225 238H226V237H225ZM230 238H231V237H230ZM232 238H234V236H233ZM5 239H7V238H5ZM5 239H3V240H5ZM49 239H50V238H49ZM49 239H48V240H49ZM69 239H72V238H69ZM73 239H75V241H76V236H75V238H73ZM77 239H78V238H77ZM81 239H82V238H81ZM88 239H89V237H88ZM153 239L156 240L155 237H154ZM158 239H159V238H158ZM196 239H197V237H196ZM13 240H14V239H13ZM41 240H42V239H41ZM62 240H64V239H62ZM62 240H61V242H62ZM78 240H79V239H78ZM78 240H77V241H78ZM147 240H148V239H147ZM224 240H226V239H224ZM250 240H252V239H250ZM250 240L248 239V241H250ZM6 241H7V240H5V242H6ZM9 241H10V240H9ZM11 241H12V239H11ZM38 241H39V240H38ZM75 241H73V242H75ZM82 241H83V240H82ZM85 241H86V240H85ZM92 241H93V240H92ZM92 241H91V242H92ZM164 241H165V240H164ZM171 241H172V240H171ZM176 241H177V240H176ZM176 241H174V242H176ZM7 242H8V241H7ZM13 242H14V241H13ZM50 242H51V241H50ZM53 242H54V241H53ZM71 242H72V241H71ZM71 242H70V240H69V243H71ZM153 242H154V241H153ZM153 242H151V243H149V244H153ZM165 242H166V241H165ZM165 242H164V243H165ZM167 242H168V241H167ZM167 242H166V243H167ZM177 242H178V241H177ZM218 242H219V241H218ZM36 243H37V242H35V244H36ZM38 243H39V242H38ZM38 243H37V244H38ZM59 243H60V242H59ZM65 243H67V242H65ZM65 243L63 242V244H65ZM78 243H79V242H78ZM164 243H163V244H164ZM166 243H165V244H166ZM219 243H220V242H219ZM219 243H218V244H219ZM225 243H226V242H225ZM227 243H228V241H227ZM41 244H43V242H42ZM49 244H50V243H49ZM53 244H54V243H53ZM72 244H73V243H72ZM72 244H71V245H72ZM75 244H77V243L75 242ZM75 244H74V245H75ZM80 244L82 245V243H80ZM221 244H222V243H221ZM10 245H13V244H10ZM18 245H20V244H18ZM18 245L16 244V245H14V246H18ZM43 245H44V244H43ZM54 245H55V244H54ZM54 245H53V247H54ZM59 245H60V244H59ZM59 245H58V246H59ZM61 245H62V244H61ZM61 245H60V246H61ZM69 245H70V244H69ZM161 245H162V244H161ZM194 245H195V244H194ZM36 246H37V245H36ZM47 246H48V245L46 244V247H47ZM49 246H50V245H49ZM49 246H48V248H49ZM58 246H57V247H58ZM62 246H63V245H62ZM150 246L152 247V245H150ZM158 246H159V248H160V245H158ZM183 246H184V247H187L188 245H187V246H186V245H183ZM192 246H193V244H192ZM11 247L13 248V246H10V249H11ZM43 247H44V246H43ZM53 247H52V250H51V249H49V250L53 251ZM55 247H56V246H55ZM55 247H54V249L57 250ZM64 247H65V246H64ZM73 247H74V246H73ZM75 247H76V245H75ZM161 247H162V246H161ZM39 248H42V247L40 246ZM60 248H61V247H60ZM79 248H80V247H79ZM148 248H149V247H148ZM152 248H153V247H152ZM180 248H182V247L180 246ZM6 249H7V247H6ZM8 249H9V248H8ZM14 249H16V248H14ZM14 249H12V251H13ZM43 249H45V248H43ZM71 249H72V248H71ZM73 249H74V248H73ZM76 249H78V247H76ZM162 249H164V248H162ZM185 249H186V248H185ZM224 249H225V248H224ZM226 249H227V248H226ZM236 249H235V250H236ZM41 250H42V249H41ZM46 250H48V249H46ZM55 250H54V251H55ZM63 250H65V249H63ZM63 250H62V251H63ZM69 250H70V249H69ZM74 250H75V249H74ZM157 250H158V249H157ZM160 250H161V248H160ZM167 250H168V249H167ZM167 250H166V251H167ZM181 250H182V249H181ZM188 250H189V249H188ZM208 250H209V249H208ZM208 250H207V251H208ZM211 250H212V249H211ZM229 250H231V249H229ZM51 251H50V252H51ZM59 251H60V250H59ZM59 251H56V252H59ZM81 251H82V250H81ZM161 251H163V250H161ZM184 251H186V250H184ZM184 251H183V252H184ZM209 251H210V250H209ZM217 251H218V249H217ZM224 251H225V250H224ZM227 251H228V250H227ZM37 252H38V251H37ZM42 252H43V251H42ZM63 252H66V251H63ZM63 252H62V253H63ZM70 252H72V250H71ZM73 252H75V251H73ZM175 252H176V251H175ZM183 252H182V253H183ZM187 252H188V251H187ZM212 252H213V251H212ZM232 252H233V251H232ZM232 252H231V253H232ZM2 253H3V252H2ZM52 253H53V252H52ZM52 253H51V254L48 253V254H50V255L53 256L55 253H54V254H52ZM78 253H79V252H78ZM81 253H82V252H81ZM159 253H161V252L159 251V252L156 253V254H159ZM180 253H181V252H178V256L180 255ZM207 253H208V252H207ZM209 253H210V252H209ZM213 253H215V252H213ZM213 253H211V254H213ZM231 253H230V255H231ZM235 253H236V252H235ZM259 253H260V254H259ZM262 253H263V255H262ZM0 254H1V252H0ZM43 254H44V253H43ZM43 254H42V255H43ZM48 254H46V255H48ZM76 254H77V253H76ZM76 254H73V256L76 255ZM134 254H135V253H134ZM186 254H187V253H186ZM195 254H196V253H195ZM202 254H203V253H202ZM205 254H206V253H205ZM216 254H217V252H216ZM220 254H221V253H220ZM46 255H45V256H46ZM71 255H72V254H71ZM77 255H78V254H77ZM77 255H76V256H77ZM162 255H163V253H162ZM176 255H177V254H176ZM181 255H183V254H181ZM214 255H215V254H214ZM218 255H219V253L217 254V256H218ZM234 255H235V254H234ZM236 255H238V254H236ZM236 255H235V256H236ZM253 255H254L255 257H252ZM59 256H60V255H59ZM59 256H57V257H59ZM149 256H150V255H149ZM151 256H152V255H151ZM156 256H157V255H156ZM158 256H159V255H158ZM171 256H172V255H171ZM195 256H197V255H194L193 257H195ZM200 256H201V255H200ZM221 256H223V254H221ZM225 256H226V253H225ZM242 256H243V255H242ZM250 256H251V257H250ZM54 257H55V256H54ZM57 257H56V259H57ZM127 257H130V256H127ZM173 257H175V256H173ZM173 257H172V258H173ZM179 257H181V256H179ZM193 257H192V258H193ZM202 257H203V259H204V257H207V256H206V255H205V256L202 255ZM209 257H210V256H209ZM219 257H220V256H219ZM236 257H237V256H236ZM236 257H235V258H236ZM65 258H66V257H65ZM69 258H70V257H69ZM71 258H72V257H71ZM77 258H78V257H77ZM77 258H76V260H77ZM131 258H132V257H131ZM182 258H183V256H182ZM190 258H191V257H190ZM192 258H191V259H192ZM196 258H198V256H197ZM200 258H201V257H199V259H200ZM231 258L233 259V256H232ZM241 258H242V257H241ZM256 258H255V260L257 261ZM67 259H68V258H67ZM73 259H74V257H73ZM73 259H72V260H73ZM128 259H129V258H128ZM132 259H133V258H132ZM176 259H177V258H176ZM176 259H175V260H176ZM178 259H179V258H178ZM229 259H230V257H229ZM229 259H228V260H229ZM232 259H230V261H231ZM76 260H75V261H76ZM170 260H171V259H170ZM173 260H174V259H173ZM180 260H181V258L179 259V263H180ZM192 260H195V259H192ZM197 260H198V259H196V261H197ZM205 260H206V259H205ZM241 260H244V259H241ZM246 260H247V259H246ZM255 260H254V261H255ZM46 261H47V260H46ZM128 261H129V260H128ZM131 261H132V260H131ZM177 261H178V260H177ZM181 261L183 262V259H182ZM185 261H186V260H185ZM198 261H200V260H198ZM201 261H202V260H201ZM201 261L199 262V264L201 263ZM226 261H227V260H226ZM239 261H240V260H239ZM258 261H257V262H258ZM48 262H49V261H48ZM73 262H74V261H73ZM132 262H133V261H132ZM150 262H151V261H150ZM166 262H167V261H166ZM168 262H169V260H168ZM172 262H174V261H172ZM193 262H194V261H193ZM235 262H237V260H236ZM75 263H76V262H75ZM75 263H74V264H75ZM127 263H128V262H127ZM151 263H152V262H151ZM151 263H150V264H151ZM203 263L207 264V262H205V261H204ZM227 263L229 264L230 262H227ZM227 263H225V264H227ZM147 264H149V262H148ZM161 264H162V263H161ZM181 264H182V263H181ZM195 264H196V263H195ZM197 264H198V263H197ZM233 264H234V262H233ZM237 264H238V262H237ZM241 264H242V263H241ZM243 264H244V262H243ZM254 264H255V263H254Z\"/></svg>",
    "mask_w": 264,
    "mask_h": 264
}]
</instances>
